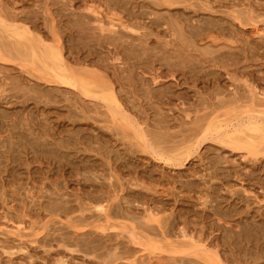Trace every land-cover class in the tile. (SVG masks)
<instances>
[{
    "label": "rangeland",
    "instance_id": "rangeland-1",
    "mask_svg": "<svg viewBox=\"0 0 264 264\" xmlns=\"http://www.w3.org/2000/svg\"><path fill=\"white\" fill-rule=\"evenodd\" d=\"M84 1L85 0H81V1L80 0H72V1L71 0H0V14H1L0 18L2 20H4L6 24L8 23L7 24L8 27L12 26V27L17 28V27H24V26L29 27L30 26L29 29L31 28L30 30L32 31V34L34 35L33 37H35V36L41 37V39L45 43H51V42L54 43V41H55L54 36H56L55 38L59 39V43L61 45L60 48L62 49V51L64 53V57H65V60L67 61V64H70V66H72V68L75 69L77 72H82V73L88 72V74L90 76L92 75V76L99 78L104 83H107L109 87L113 88L114 93H116L118 98L120 97L119 99L122 103L121 110L122 109L124 110V111L122 110L123 112L121 111L122 113L126 112L124 114L129 116L130 119L137 118L136 120H133V122L135 124H137V126L142 127V129H144V131H146V133L147 132L149 133L150 131H152L151 133H149V136H152L151 134H153V132L156 135L157 134L156 131H158L157 129H159V131L164 130L162 132H163V135H166V136L163 137V135H161L158 137V135H160V134H157L156 135L157 138H155L156 137L155 135L153 136L154 138L151 137V140L154 141L156 144H153L154 142H152L150 140V137L148 136L149 141L152 142V146H153L154 150L156 147L158 153H161V151L162 152L163 151H172V153H169L168 155L172 156L174 154L179 153V154H177V156L180 157V156H184L185 151L189 150L190 148L195 150L194 144L196 143V141H197L196 139L198 138V136H197L195 131L194 132L192 131L195 129L191 130V128H196V130H197V127H199V125H203L205 127L208 124H212L214 121H218L223 126H226V125H232L233 126V124H237L238 122H240L242 120H246L248 117V115L246 113L249 110H250V112H252V113H250L251 116H255L258 118L260 117V116H256V115H252V114L254 112L255 113L257 112V114H258V113H260V111L264 110V104H263V102H264L263 101L264 100V94H263L264 93V91H263L264 90V34L262 33V31H264V0H179L182 3L177 0L178 3L176 2L175 5L173 4V6H170V7H167L166 4H164L165 0H142L144 2H142L141 0H138L144 4L143 9L144 10L146 9V11L151 13L152 16H149V17H158V16L159 17L161 16L160 18H162V16H163V18H165V17L169 18L170 17L169 19L165 18L166 20L170 21L171 17L174 19V17H175L174 15H176V14L180 15V13L181 14L183 13L181 15V17L183 16L182 18L187 16L186 18L192 17L191 18L192 20H194L193 18H195V20L203 18L202 19L203 21L208 20V19H209V21L213 20L214 23H217L215 21H219L220 22L219 24L224 25L225 28L226 27L228 28V29L226 28L227 32H226V30H224V32H226L225 33L226 39L224 37V32L222 34L223 38H221L222 40H224L226 42L218 39L217 41H215V42H217V44L212 41L211 43H215V44H212V46H211L210 45L211 43L209 44L208 42H205V41H209V39H207V40L205 39V41H203L202 39H204V38H199V39H197L198 41L196 39H195V41H196V44H198L199 42H200V44H198L199 46H197L196 44H193L194 46H192V47H195L193 50L190 48L191 46L187 47V45H186L187 40H188V38H187L188 35L185 33L184 30H183L182 35L178 34V35H172V36L170 35L169 36V34H171L172 31H170L166 28L168 26L167 24L165 26V23H164L161 25L162 28L159 27L158 30H161L159 41H161V38H162V42H160V43L165 42L166 41L165 39H167L168 41L169 40L173 41V42L175 40V42H177V43L172 42L173 48L172 47H171V49L168 48L169 51L167 54L169 55L170 58L172 57V55L174 53H176L175 49L177 50V48H179V50H180V47L184 48V49H186V47H187V49H186L187 51L184 49L183 50L181 49L182 52L184 54H186V53L190 54V55L189 54L188 55H189V57L192 58V59L190 58L192 63H195L196 61L199 62V63L196 62L195 66L197 67V70L200 66V68H199L200 71L199 70L196 71L195 70L196 67L194 68V71L198 72L197 74H199V75H195L196 73L194 75H191V72H190V74L188 72V74H187L188 76L187 75L185 76L188 82H186V79L182 75H178L177 77H174V78H172L173 77L172 75H169V76H172V77H169L168 74L165 76L163 75V76L158 77L157 72L159 69H160L159 71H161V68H163V67L158 65L160 63L156 64V62H152L150 60L151 58L149 60H144L142 63H140L141 64L140 66L135 65L138 68H136L134 66L131 67V65H134V64H132L134 62L133 60L132 61L130 60V62L127 61V62H125V64H122V65H125V68L122 69V71H120L121 68L124 66L121 65L120 61H114L112 55H111L112 57L111 56L109 57V55L111 53H109V51L106 52L107 50H109V49H107V46L100 48V49L98 48V50H96V52H95V49L87 46V43L85 45L84 44L85 41L90 43L89 40L90 39L92 40V38L95 37V35H96L94 32L91 31V29H93V31H98V30H94V27L97 23H95V22L93 23V21H92V25H91V23L89 24V22H88L89 21L88 18H83L81 16H80V18H76V16L78 17V14L81 15L84 12L83 14L85 15L88 12V11L86 12L84 9V7L86 6L85 2H86V4H90L92 1L93 3H91V4H94V2H95V5L97 3L98 4L97 6H100L104 10V12H106V11L110 12L111 9H109L108 5L106 4V3H108L106 1H109V0H105V1L104 0H91V1L88 0L90 3L88 1H85V2ZM71 2H73V4H70ZM80 2H83V3H80ZM74 3H76V4H74ZM220 4H221V6H220ZM71 5L72 6L75 5V7L73 6L74 7L73 8ZM83 5H84V7H83ZM80 6H82L83 8ZM105 7H107V8L105 9ZM72 12H74L75 14L77 13V14L73 16L74 13H72ZM237 12L239 13V16H236L237 14H235V13H237ZM91 14L92 13L88 12L86 15L92 16ZM109 14H111V12ZM15 15H16V17H15ZM24 15L26 17H24ZM17 16H19V17L22 16V17L18 18ZM23 18H24V20L25 19L26 20L24 21ZM163 18L161 21H165V20H163ZM27 19H29V20H27ZM76 19H77L76 22L78 23V25L75 24L74 20H76ZM83 19L88 20V21H86L88 23V25H91L93 27H89L87 24H85L86 22H83ZM173 19L171 21L175 22L176 19H174V21H173ZM210 19H212V20H210ZM30 20L32 23L30 22ZM202 20H201V22L203 23ZM240 20H243V21H240ZM52 21H53V23H52ZM221 21H222V23H221ZM67 22H69V23H67ZM16 23H18L19 25ZM22 23H26V24L28 23V25H26V24L22 25ZM33 23H34V25L37 23V25L34 26L36 28L33 27ZM82 23H84L88 27H86ZM10 24H12V25H10ZM53 24H54V26H53ZM70 24L71 25L73 24L74 26L77 25V26L73 27V25H72L70 27L69 26ZM93 24H95V25H93ZM232 24L234 25L233 29L231 28V27H233ZM1 27L2 28H4V27L0 26V31L4 33V36H2L3 33L0 32V57H1L0 58V88H2L0 90L2 91L1 92L2 94L5 92L6 95L9 92V95H7V97H6L7 98L6 99L7 102H6V100L4 99V96L2 94H0V96L2 97V98H0V114H1L0 116H2L1 117L2 119L0 118V125H1L0 126L1 127L0 132H2V134L5 135V137L10 136L9 132L11 133V131H13L14 128H9V127H12L14 125L12 122L15 121L14 118L17 116L16 119L17 118H21V119H18L17 123L15 121L14 122L15 125L13 127H18L17 129H20V130L22 129V130L21 131L14 130L15 133L16 132H19V133L22 132L25 134L26 137L27 136L28 137L27 138L25 137L26 141L22 142V143H24L23 146H25V147H22V145H21V147L18 148L17 145H19L20 143L19 144L17 143L15 145V147H16L15 149L17 152L19 150L22 151V152H20L22 156H20V154L17 153L15 151V149L14 150L12 149L11 154H5V157H4L3 153H1V154H3V157H1L2 155H0V159L2 160V162L4 161V164L0 165V264H59V262H61V261H64L65 264H143V263L148 262L147 261L148 257L151 256V255H149V251H145V250H143L144 248L141 245L134 244L131 241H129L130 235H128L129 233H128L127 229L124 232L123 231L124 228H121V227H123V225H126V224H127L126 226L130 225L129 227L137 226L135 224H138L137 220L139 219L138 220L139 224H138V227H136V231H138V232L142 231V229L140 228V226H141L140 224L141 223L144 224V222L146 221V220L143 221L144 219L142 218V216H144V214L146 213L144 210L147 206V205L143 206V204L141 203V201H144L143 200L144 198L142 197V195H145V194H143L144 191H141L142 193L140 192V194L136 195L137 199L140 200V201L138 200L139 202L135 201L134 203L133 202L130 203L129 207H131V204H134L131 207L132 209L133 208L134 209L132 210L131 208H127V210L125 212V213H128L129 215L132 214L133 215L132 219L134 221L131 219L129 220V217L126 218V217H121V216L119 217V216H113L112 215L111 216L112 219H111L110 223H108V225L112 226V227H109L107 232H102L100 229L94 227L95 223H105L106 218L104 217V215H102L101 212L90 211V210L89 211L88 210H86V211L85 210L84 211L79 210L80 209L79 208L80 207L79 202L83 201L82 198L84 199L85 196H86V198L88 197L86 193L90 192V191L92 193H95L97 190H99V188H95V187L94 188L96 190L95 189L92 190L93 187H91V184L94 182L93 180L95 179V181H96L94 183L95 185L100 186L99 182L102 183V185L105 184L103 187L106 188L104 190H107L110 187V184H109L107 178L111 177V176H115V178L121 176L123 179L121 181L125 182L126 178H123V177H127V179H128V177L129 178L135 177V176H137V174H138V176L139 175L142 176V174L143 175L144 174H150V173L153 174V172H154V177H155L154 179L156 181L154 180V181H152V183H155L158 185L157 188H158V190L160 189L159 190L160 192L162 191V189L163 190L166 189L167 192L162 193V194L158 193L159 196L156 195L157 197L153 194L154 197H156V198H155V201L153 199L154 202L153 201L148 202L149 206H151V203H152L156 206L157 209H159L160 207L163 209V207H164V211L162 212L163 216L169 215V214L175 215V213L177 214L180 210H182L180 212H183L182 214L185 215L184 216L185 218L184 219L182 218L181 220L183 221V220H186V218H187V220L190 223H187L188 222L187 221L185 224H181L182 222H181V220H179L181 222V223L179 222L181 224V225L179 224L180 227H183L185 225V226H187V228L189 227L188 229H190V230L192 229L193 231H194V227H195L196 231H194V233H196V234L198 233L201 235L203 233L202 231H204L206 234L203 233V235L205 238H208L207 242L209 244L213 243V240L215 241L214 237H216L215 235L217 234L216 232H218V230H216L214 233L211 234V233H209V231H211V230L209 228H207V226H206V228L204 227L203 230L199 231L200 229L203 228V223L196 222V219H198V221H200L199 217L197 218V216L199 214L197 215L196 213H198V212H196V211H199L198 209H200L202 206H200V203L198 200H196V202H195V199H197V197L195 198V196L197 194L195 192V189L196 190L199 189V188H197L199 184H201V186H199V187H202L205 183V180L208 181L207 185L208 184H214L217 186L216 187V189H217L216 191H217V195H218L217 202H221V203H219L220 206H224V207L226 206L227 207V205H228L227 204L228 202L224 201L223 199H226L227 201H230V202H232V201L237 202L238 203L237 205L241 207V208L238 207L239 208L238 210L241 211L240 215L243 216L244 220H246L247 216H249V218H250V219L248 218L249 221L251 219H254V218L264 221V182H263L264 181V151H263V153L257 154L256 155L257 160H255L256 159L255 155L248 154L247 151H244V150H233L230 146L224 145L222 143H218L217 141L212 140L211 137H209L208 139L203 141L204 143L203 142L201 143V145L198 149H196V151L193 155V156H196V158H193V156L190 155L191 157L189 156L187 161L186 160H182L183 162L177 161L179 165L181 164V166H177L178 164L176 161H174L176 163H174V162L168 163L167 161L165 162L164 160H162L158 157L155 158L154 156H156V155H154V154L152 155L153 151L148 150V147H146V145H145L146 143L144 142V140L135 134L134 128L130 127L129 125H126V123L122 119L116 117L115 115L113 116V113L111 112L112 110L110 109L109 106H107L101 100H99V103H98V102H96V101H98V99L92 98L93 100L95 99V102H94L90 97L86 96L84 93H82L81 90H78L77 88H74L72 86L59 85V84L53 82L51 80L53 77L51 76V74L49 72L46 71V69L43 67V65L41 63L35 62V60H33L30 56H28V54H31V51L29 49H27L26 47L18 48L17 36L13 35L12 32H10L12 28L9 27L10 28L9 29L8 27L7 28L5 27L4 29H2ZM37 27H38V29H37ZM53 27H55V28H53ZM72 27H73V29L75 28L73 31H72ZM81 27H82V29H81ZM68 28H70V30ZM83 28H84V31H83ZM162 29L165 31H168V32L170 31V32L168 33V32L162 31ZM258 29L260 31H258ZM52 30H53V32H52ZM81 30L84 33H82ZM253 30H255V32ZM87 31H88V33H90V34H88L87 38H90L89 37V35H90L91 36L90 39L86 38ZM228 31H232L231 35H233V33H234V36H231L230 32L228 34ZM91 32L94 34H92ZM53 33H54V35H53ZM77 33H79V35ZM77 35H78V37H77ZM80 35H82V36L80 37ZM83 35H85V36H83ZM137 35H136V37H137ZM183 35H185V36H183ZM237 35L240 37H238ZM69 36L71 37L70 39H69ZM175 36H176V38H174ZM170 37L173 39H171ZM178 37L179 38L182 37L180 39L181 41L184 40V38L185 39L187 38L186 40H184L186 43L185 44L182 43L178 39ZM232 37H233V39H232ZM83 38L85 40H83ZM72 39H74V40L72 41ZM80 39H82V40H80ZM136 39L139 40L140 38L139 39L136 38ZM163 39H164V41H163ZM235 39H237V40L235 41ZM137 40H135V41L137 42ZM219 41H220V43H218ZM68 42H70V43H68ZM138 42H140V41H138ZM245 42H246V44H245ZM172 43L170 42L169 44H172ZM179 43L182 45L181 46L179 45V47H176ZM188 43L190 44L191 42L188 41ZM222 43H223V46H222ZM226 43L229 47L226 46ZM71 44H72V46H71ZM169 44H166V45L164 44L163 47L164 46L170 47L171 45H169ZM175 44H177V45H175ZM247 44H250V45H247ZM66 45H69L70 48ZM155 45H157V44L153 43V46H155ZM195 45L199 48H196ZM16 46H17L19 52L17 51ZM244 46L245 47L249 46V47L245 48ZM149 47H152V46L150 45ZM200 47H202V49L205 50V52H207V53H208L207 50H210L209 51L210 54L209 53L208 54L207 53L202 54L203 50ZM205 47H207V50ZM220 47H221L222 51L225 50L226 52H224V51L221 52ZM230 47H231V50H230ZM68 49H69V51H68ZM92 49H94V50L92 51ZM188 49L190 50L189 52H188ZM196 49H198V50L195 51ZM213 49H214V51H213ZM227 49H228V51L230 50L231 53H230V51L227 52ZM20 50L22 53L20 52ZM27 50H28V52H27ZM172 50L175 52L172 53ZM215 50L218 51V54H216L217 52ZM212 51L214 53L216 52L215 54L219 55V56L222 55V53L223 54L226 53L225 55H229L228 58H230V57L233 58V55L236 53L234 55L235 56L234 57L235 62H232V60H230L231 58L228 59L227 56H222L223 58L221 57V59H223L225 62L223 65H222L223 61L221 59H219V60L215 59V61H212V63H211L207 60V58L208 57L211 58V56H212V58H215V54ZM232 51H234L235 53ZM99 52H100V54H98ZM219 52H220V54H219ZM197 53L200 55L198 56ZM227 53H229V54H227ZM184 54H183V57L187 58L186 56H188V55L187 54L184 55ZM191 54H193V55L197 54L198 57L201 56V57L205 58V60L203 58H197V56H195V55L193 56ZM212 54L214 55V57ZM106 55H108L107 56L108 58L106 57ZM230 55H232V56H230ZM195 57H196V59H195ZM217 57L218 56H216V58ZM236 57L238 58V60L236 59ZM106 59H107V61H106ZM171 59H172L171 61H173L174 58L172 57ZM225 59L230 60L229 62H231L230 63L231 65L228 63L227 60L225 61ZM234 59H233V61H234ZM108 60L110 63L111 62L115 63L117 65V67L115 64H112V63L110 64L108 62ZM174 60H176V59H174ZM216 60L218 63H216V64L213 63V62H216ZM236 60L239 62H236ZM106 62L110 65H106L107 64ZM203 63L205 64L204 66H203ZM220 63L222 66H220ZM235 63H237V64L239 63V64L237 65ZM151 64H153V65H151ZM197 64H199V65L197 66ZM227 64H229V65H227ZM233 64H235V65H233ZM118 65H119V68H118ZM127 65L128 66L130 65L129 66L130 69L128 67L126 68ZM207 65H209V66H207ZM152 66L154 68L157 67L155 69V71H157V72L153 71L154 68L152 69ZM159 66L161 68H159ZM226 66H228V67H226ZM201 67H206V68L201 69ZM131 68H132V70H131ZM123 70L124 71L128 70L126 72L129 75L126 72H124ZM116 71H118L119 74ZM205 71H206V73H204ZM210 71H211V73L214 72V74L216 76L213 73L209 75L208 73H210ZM120 72H124V73L120 74ZM130 72H132V73H130ZM152 72L156 73L157 77H153L154 73H152ZM126 74L128 75V77H131L130 76L131 74H133L134 76L132 75L133 78L130 79L127 77ZM192 74H193V72H192ZM122 75H123V78H122ZM219 75H220V79H219ZM180 76H182V78H180ZM119 77H121L123 80ZM126 77H127V79H126ZM143 78H144V81L142 82ZM153 78H156V82H157V80H159V82H157V83H159L158 85H160L161 88L163 87L161 91L157 89V87L159 89H160V87L156 84L155 79H153ZM163 78H164V81H163ZM13 79H15V80H13ZM124 79L126 81H124ZM145 79H146V81H145ZM181 79H182V81H181ZM177 80H179V81H177ZM119 81L120 82L122 81V82L120 83ZM127 81H129L131 83L128 82L129 83L128 84ZM147 81L150 82L149 83L150 86L154 87V89L152 88L153 90L150 89L151 87H149L148 84H143V83H146ZM160 81H162L163 83L161 84ZM175 81H176V83H175ZM125 83H126V85H125ZM138 83H140V84H138ZM169 83L170 84L172 83L173 85L171 84V86H170ZM3 84L4 85L7 84L5 87H8V88H5ZM141 84L144 86V88H146L148 86L147 89H145V92L149 88L150 90H148V91L155 92L156 91L155 89H157L158 92L160 91V94L166 90L168 93L166 92V94H165V92H164L163 93L164 99H162V101H160L162 98V97L160 98V96H162V94L160 96L155 97L156 95H159V93L157 91L155 93L148 92V91L145 93L143 86ZM163 84L164 85L167 84V85L164 86ZM251 84L254 86H257V87H255V89H254L253 86H251ZM3 87L5 88V91H3L4 90ZM141 87L143 89L142 90L143 93L142 92L141 93L143 96L145 93L146 97H143L142 95L141 96L138 95V93L139 94H141V93L138 92L137 90L140 91ZM39 88H40V91H38ZM63 88L66 89L67 92ZM93 88H95V89L99 88L100 90H96V91H102L100 85L99 86H93ZM135 88H137V89L135 90ZM169 88H173V89H169ZM6 89H8V90L6 91ZM34 89H36V90H34ZM74 89H76V90L74 91ZM116 90L121 91V92L117 93L118 91H116ZM135 91H137V94L135 93ZM210 91L213 92L214 95ZM236 91H238V92L236 93ZM254 92L256 95L254 94ZM10 93L13 96L10 95ZM79 93L82 95V97H80L81 95ZM129 93H131V94H129ZM181 93H182V95H179ZM53 94H55V95L53 96ZM75 94L78 96H76ZM119 94H120V96H119ZM149 94L151 96H149ZM208 94H210V95H208ZM241 94H243V96L246 95L245 97H247V96L248 97L247 98L242 97ZM123 95H125L124 98L122 97ZM152 95H154L155 98H153ZM165 95L168 97L170 96L169 99ZM236 95L238 96V98H236ZM240 95H241V97L239 98ZM181 96H182V98H180ZM187 96L189 97V99H188L189 102L186 98ZM206 96H208V97H206ZM210 96L211 97L213 96L212 97L213 99ZM214 96H215V98H214ZM260 96H261V98H260ZM79 97L81 98V100H82V98L84 100L85 99L84 97H86V99L84 101L83 100L80 101V99H78ZM129 97H130V99H129ZM131 97L134 99L132 100ZM140 97H142V98L140 99ZM149 97H151V98H149ZM197 97L200 99L203 98L205 100H200ZM254 97L257 100H255ZM258 97L260 98V100L263 98L262 102H259L260 100ZM11 98H13V99H11ZM87 98H89L91 100H87ZM195 98H197V100H195ZM208 98L210 99L209 101L211 103H216V101L219 99L221 101H225L226 105L223 107H219L218 109H216V111H213L212 107H214L213 106L214 104L210 105L211 106V107L209 106L210 108L208 106H206L207 105L206 100L208 101ZM1 99H2V101H1ZM135 99H137V100H135ZM229 99H230V101H233V102H227V100L229 101ZM245 99H247L248 101H246ZM86 100H87V103H86L87 105H85V103H82V102H85ZM130 100H132V102L133 101L138 102V103L136 102L138 104V106H135V107H137V110L139 109L138 110V111H140L139 114H138V111L136 110V108L134 110V104H136V103H132ZM169 100H170V102H169ZM192 100H195V102L194 101L192 102ZM214 100H216V101L214 102ZM143 101L145 104L147 103V101L150 103H147L148 106H146L144 103H141ZM183 101L184 102L186 101V102L184 103ZM202 101H203V103L200 104V102H202ZM92 102L94 103V105L92 104V106H91L90 104ZM196 102H199V103H196ZM255 102L256 103L258 102V103L255 104ZM95 103L99 104L100 107H98V105ZM151 103L155 104V105L152 104V105H154V107L158 104L157 106L160 107L159 109H161V107H163V109H161L162 111L161 110L158 111L159 110L158 107L154 108V107L150 106L149 104H151ZM131 104H133V105H131ZM143 104L145 106H143ZM194 104H197V105H194ZM70 105H72V106L74 105L73 108ZM95 105L97 107H95ZM129 105L132 107H129ZM84 106H87L88 108H86ZM142 106H143V108H142ZM190 106H193V108ZM194 106L195 107L197 106L196 108L200 109V110L196 111ZM89 107H90V109H89ZM125 107H126V109H125ZM140 107L142 108V110H140ZM147 107H150V108H148L150 110H147ZM151 107H152V110H151ZM201 107H203V108H201ZM205 107H208V108H205ZM78 108H79V111H78ZM130 108H132L131 111H130ZM187 108L190 110H193V111L189 110L190 111L189 112V111H187L188 110ZM153 109H155V113L153 112L154 111ZM163 110H165V111H163ZM204 110L208 111L210 113L204 112ZM30 112H32V113H30ZM136 112H137L136 115L138 117H136V115L134 114ZM201 112H202V115H201ZM86 113L87 114L90 113L91 115H87ZM205 113L208 114L207 119H205L206 116L204 117ZM19 114H20V116H19ZM27 114H28V118L26 117ZM158 114L160 117L158 116ZM29 115L32 116V118ZM78 115L79 116L82 115V116L79 117ZM86 115H87V117H86ZM132 115H135V116H132ZM141 115H142V117H141ZM147 115H148V117H147ZM150 115H152L153 117ZM162 115H165V116L167 115V116L165 117ZM171 115L173 117V118L171 117L173 119V120L172 119L171 120L174 123H172V121H170V119L168 120V117L170 118ZM197 115H200L199 117H202V120H204V121H202L201 119L198 120ZM91 116H94V117L92 118ZM188 116L190 118H188ZM83 117H85L84 119H87V120H84ZM103 117H105V118H103ZM178 117H181V118H178ZM185 117H186V119L183 120V118H185ZM25 118L28 120H26ZM29 118L31 119V121ZM163 118H165V119H163ZM191 118H192V120H191ZM194 118H195V120H198L196 122H198L199 125L195 121H194L195 124L192 123ZM12 119H13V121H11ZM22 119H23L25 125L22 124L23 123V121H21ZM95 119H97V121ZM147 119L148 120L151 119L153 121L155 119V121L153 122V121L149 120L150 122H148ZM166 119H167V121H165ZM180 119L183 121V123H182V121H179ZM185 120H187V121L184 122ZM28 121H30V122H28ZM135 121H138V122H135ZM144 121H145V123H143ZM159 121L161 122V124H163V126L165 125L164 126L165 128L164 127L158 128L159 125L157 126V124H155V123L160 124ZM178 121L181 122V124L179 123L181 125L180 126L181 128H179ZM19 122L24 126L19 125L20 124ZM147 122H148V124L153 123V125L151 124L152 128H154L153 130H152V128L150 129L151 126L148 125ZM187 122H188V124H187ZM200 122H201V124H200ZM7 123H8V125H6ZM9 123H10V125H9ZM165 123H167L168 125H166ZM176 123L178 126L176 125ZM189 123H191V125L193 127ZM3 124H4V126H3ZM182 124L184 126L186 125L185 127L183 126L185 129L182 127ZM18 125L20 126V128ZM115 125H117V127ZM187 125L190 127L189 131H191L192 133L188 131L189 127ZM21 126L23 128H21ZM82 126L86 129H84ZM87 126L90 128H88ZM102 126H104V127H102ZM27 127H31L32 129L31 130H29L30 128L26 129ZM111 127L114 128L115 133L113 131L112 132L110 131L112 129ZM146 127L148 129H150V131H148V129L145 130ZM24 128L26 129L25 131H24ZM68 128H72V129L68 130ZM76 128H77V130H75ZM186 128H187V130H186ZM33 129H34V131H33ZM36 129L39 131V134H38V131ZM40 129L42 132L40 131ZM44 129H45V131H44ZM116 129H118L119 132ZM80 130H81L82 134L80 133ZM93 130L95 132H93ZM180 130H181V132H180ZM183 130H186V131H183ZM35 131H37V132H35ZM71 131H74V133ZM76 131H78L80 134L77 132L78 135H76L77 134ZM116 131L118 132V135H117ZM28 132H30V133H28ZM40 132H41V137L39 138L38 136H40ZM69 132H71V133H69ZM96 132H98L97 135H96ZM162 132H161V134H162ZM164 132H165V134H164ZM4 133H6V134H4ZM94 133L96 136L93 135ZM148 133H147V135H148ZM166 133H168V135ZM185 133L189 134V136H187V134H185ZM14 134H11V135H14ZM30 134L32 136H30ZM69 134L70 135L72 134L71 135L72 137L75 136V137H73V139L74 138L75 139L77 138V139L76 140L74 139L75 141L72 139V141H74V142L70 141V139L72 137ZM103 134H105V135H103ZM190 134H192V136ZM100 135L102 137H104L103 140H102V137ZM238 135H240V134H238ZM33 136H34V138H33ZM69 136H70V138H69ZM89 136H92V137L95 136V137H93V139H92V137L89 138ZM116 136H118V137H116ZM175 136H176V138H175ZM178 136H179V138H178ZM190 136L192 138H190ZM15 137L12 140H17L18 133H16ZM62 137L65 138L64 140H67L69 138L70 142L68 141L69 143H67L66 141L63 140ZM97 137H99L100 139ZM105 137H107V138H105ZM187 137H188V139L185 140V138H187ZM9 138H7V139H9ZM35 138H36V140H34ZM38 138L40 140H38ZM41 138H43V139L41 140ZM61 138H62V141L60 140ZM161 138H163L162 141L164 140L163 141L164 143L163 142L160 143L159 140H161ZM168 138H169V140H168ZM173 138L175 140H173ZM1 139H3V138H0V140ZM105 139H106V142H105ZM177 139H179V141L181 140L180 143L174 142V141H177ZM182 139H184L187 142H185L184 140H183L184 141L183 142ZM43 140H45L46 143ZM84 140L86 142H89V144L86 145ZM96 140L98 141V143H96L97 142ZM119 140H121V141H119ZM188 140H190V141L188 142ZM28 141H31V142H28ZM37 141H38V143H37ZM59 141L63 142L64 147H61L63 144ZM111 141L112 142L114 141V142L112 143ZM116 141H118V142L116 143ZM156 141L157 142L159 141L158 142L159 145L162 144V145H160V146H162V149L159 148V145L156 146L158 144ZM166 141H167V143H166ZM2 142L5 145H2V143H0V146H2V147H0L1 148L0 150L4 149L3 151L6 152V150H7L6 145L8 143H7V141L4 143L3 140H2ZM47 142H49V143H47ZM99 142H101L100 143L101 147H97V146H99ZM102 142L104 144L108 143V145H105V146H107L106 150L104 149V145ZM151 142H149V143H151ZM66 143L69 144L70 146L69 145L66 146L67 145ZM90 143H91V145H90ZM109 143H112V144L109 145ZM123 143H128V144H130V146L128 144L123 145ZM165 143H166V145H165ZM169 143H171V149L169 147L170 146ZM174 143H177V144H174ZM29 144L31 145V147L29 146ZM34 144H36V145H34ZM38 144L40 145V147ZM167 144H168L169 148L165 149V147L167 148ZM173 144L175 146L176 145H178V146L172 148ZM46 145H48V146L46 147ZM56 145H58V146L56 147ZM102 145H103L104 150L102 149ZM163 145H165V146H163ZM209 145H211V147H209ZM213 145L215 146V148ZM3 146H6V147H3ZM27 146L30 147L29 148L30 150L27 149ZM87 146H89V147H87ZM93 146H95V147H93ZM114 146H117V147L119 146L120 151L118 150V148L115 149ZM41 147H43L44 149L43 148L41 149ZM77 147H79V148H77ZM125 147L126 148L128 147L127 150ZM261 147L264 148V145L262 144ZM24 148H26V150ZM33 148L35 149V152L36 151L38 152V150H39L38 153H35L33 151L34 154H37L36 158H35L34 154L31 155ZM67 148L68 149L70 148L71 150L70 149L68 150ZM90 148H92L93 150L91 149V151H90ZM95 148H97V150ZM100 148L103 152L101 150H99ZM112 148L114 149V152L111 151V150H113ZM124 148H125V150H124ZM72 149H73V151H72ZM74 149L75 150L80 149L82 152L80 150L79 151L76 150V152H75ZM52 150H54L55 152ZM98 150H99V152L100 151L101 152L98 153ZM107 150H109V152ZM131 150L134 151L133 154H132ZM51 151L54 153H52ZM116 151H118V154ZM216 151H218L219 154H218V152L216 153ZM77 152H79V153H77ZM104 152H106L107 154ZM130 152H131V154H130ZM221 152H222V154H221ZM55 153H58L57 156L59 155L58 156L59 160L56 159L57 156L54 155ZM67 153L72 156L71 159ZM181 153H183V154H181ZM52 154L54 155L53 157H51ZM209 154L212 156V158L209 156ZM9 155H13L14 158L9 156ZM15 155L17 158L15 157ZM103 155H106V156L104 157ZM114 155L115 156L119 155V156L116 157V159H115V157L113 158ZM120 155H121V158H119ZM203 155L205 157H203ZM231 155H232V158H231ZM31 156H33V157H31ZM64 156H65V158H64ZM170 156H168V157L170 158ZM213 156H214V158H213ZM216 156L218 157V159L219 158L221 159L220 162H219L220 159L218 160L219 163L217 162ZM226 156H228L227 159H226ZM10 157L13 158L14 160L16 159V162L14 160H12ZM20 157L22 158V160H20L21 159ZM60 157H63V158H60ZM66 157H69V158H66ZM89 157L92 159L94 158L93 159L94 162ZM207 157L211 158L214 161L213 163H215V161H216V164L218 167L217 172H219V173L216 177H214L212 179L209 178V175L211 174V173L209 174V172H211V169H213L214 167L210 169V166H212L210 164V163H212L211 162L212 160L210 161L208 159V161H207ZM54 158H55V160H54ZM87 158H89V159H87ZM230 158L232 160L229 161ZM7 159H9V160H7ZM129 159H131L130 161H132L134 163L130 164L131 162L129 161ZM70 160L73 161L72 162L73 164H71ZM8 161L10 163L12 162L13 164L12 163L11 164L6 163ZM84 161H86V162H84ZM90 161H91V163H89ZM140 161L142 163H140ZM199 161H200V164H199ZM78 162H80V163H78ZM98 162H100V163H98ZM111 162L113 164L112 167H111ZM119 162L122 164H120ZM179 162H181V163H179ZM192 162H193V164H192ZM96 163H97V166H96ZM101 163L103 165H101ZM136 163H137V165L135 166ZM182 163L184 165H182ZM26 164H27V166H26ZM209 164H210V166H209ZM9 165H10V167H9ZM118 165L120 166V168ZM145 165H146V167L144 168ZM204 165L207 167L209 166V168H207V167L205 168ZM125 166H126V168H125ZM5 167H6V169H5ZM13 167H14V169H13ZM16 167H17V169H16ZM90 167H92V168H90ZM95 167H98V169L100 168L99 169L100 171L97 170V168H95ZM129 167L130 168L133 167V169L131 168L132 171H130L128 169ZM189 167H191L192 169ZM29 168H30V170H29ZM77 168L79 169L78 171H77ZM118 168H119L120 172L118 171ZM121 168H122V170H121ZM140 168L143 169V172H145V173H143ZM105 169H107L106 170L107 172L105 171ZM144 169L146 171H144ZM147 169L149 170L150 173H147L148 172ZM150 169H153V171L152 170L150 171ZM10 170L13 172L16 170L14 172L15 176H13L14 173L9 172ZM213 170H215V169H213ZM177 171L179 172V174L177 173ZM203 171H205L206 173H204ZM251 171L254 172V174ZM76 172L79 174H77ZM118 172L121 174H119ZM192 172L195 176L192 174ZM108 173H110V174H108ZM111 173H112V175H111ZM129 173H131V174H129ZM135 173H136V175H135ZM139 173H142V174H139ZM8 174L10 176H8ZM97 174L100 175L99 179L101 178L102 175H103L102 178H104V177L105 178L104 179L101 178V180H99ZM104 174H106V175H104ZM122 174H124V175H122ZM132 174H134L135 176ZM196 174H197V178H199L200 180L199 179L197 180ZM242 174H244V176H242V178H241ZM245 174H247V175H245ZM259 174L262 178H260V176H258ZM198 175H199V177H198ZM256 175H257V177H256ZM5 176H7V178ZM193 176L195 178H192ZM200 176L202 178H200ZM91 177L93 180H89V179H91ZM168 177H170V178H168ZM178 177H179V180L182 179V181H184V182H182V184H180L181 182L178 181ZM258 177L260 178V180H263L261 183H260V180ZM85 178H86V180H85ZM87 178H88V180H87ZM161 178H165L166 181H165V179H164V181L163 180L161 181ZM168 180H170L171 182H169ZM83 182L85 183V185ZM160 182H161V184L162 183L165 185L167 184V186H169L168 187L169 189L167 188V186H163V184L161 185ZM117 183L119 184L118 181H117ZM174 183L179 184L178 187L180 186L179 188L185 192H181V194H180V189ZM192 183H196L194 185L195 189L193 188V190L190 191L191 193H193V191H194V193H193L194 195L192 194L193 195L192 199L194 201L191 198H189V196L187 197V195H189V193H190L189 190H187V189H189L188 187ZM183 186H185V187H183ZM25 187H27V188H25ZM28 187L31 189L32 193L35 195L33 197V199H31L32 195L30 196V193L29 194L27 193L28 189H29ZM171 187H172V190H171ZM132 189L134 190V188H132ZM174 189H176V190L178 189L177 192H174V191H176ZM183 189H185V190H183ZM130 190L131 189L127 190L126 192L127 193L132 192ZM99 191H97L95 194H98ZM187 192H188V194H186ZM235 192H238V193H236V195H238V196L241 195L242 197L236 196L237 197L236 198ZM175 193L176 194L179 193V196L176 195ZM182 193H184L186 196H184V194H183L184 197L181 196ZM76 194H78V195H76ZM174 194H175L176 198H175ZM138 195H140V197ZM255 195H256V198H255ZM62 196H64V197H62ZM75 196H76V199H75ZM78 196H80V197L82 196V197L80 198ZM160 196H162V197L160 198ZM165 196H167V197H165ZM171 196H172V199H169L168 197L171 198ZM166 198H167L168 203L171 200H172V202L167 204ZM177 198L179 200H177ZM182 198H184V199L186 198V200H184ZM208 198L210 199L209 196H208ZM65 199H67V203H66ZM189 199H190L189 202H187V203L184 202V201H188ZM247 199H248V201H246ZM59 200H60V202H58ZM86 200H88V199H86ZM156 200L158 201V203ZM61 201L62 202L64 201L66 203V206L64 205V207H67L68 209L71 207L72 211L70 210V211L66 212L64 207L59 205V203L62 204ZM162 201H164V203L166 205ZM173 201H174V203H173ZM181 201H183V202H181ZM54 202H58L57 203V205H58L57 207L59 208L57 210L58 215L53 214L51 211V208H53V206L55 207L56 203H54ZM87 202H88V204L86 206L90 207L91 210H94L92 208L93 203L91 204V200H88ZM155 203L158 204V206ZM177 203H179V204H177ZM183 203H185V204H183ZM189 203H191L192 206H190L191 204H189ZM195 203H196V205H195ZM137 204L139 205L138 207H137ZM140 204H142V206ZM159 204H161L160 207H159ZM83 205L85 206V204H83ZM177 205L180 207H178ZM248 206H249V208H248ZM74 207H76V209ZM174 207H176V208H174ZM181 207L182 208L184 207V208L182 209ZM135 208H137V209H135ZM141 208L143 209V211L138 210ZM156 208L152 207V209H156ZM166 208H169V209H166ZM247 208H248V213H247ZM177 209H180V210L177 211ZM184 209H185V211L187 209H189V210H187L188 212L190 211V209H192L191 212L194 210L193 211L194 213L193 212L192 213L196 214V215L194 216L191 212H189V213H191L192 215H189V213L187 211L185 212ZM62 210H65V212H63ZM135 210H136V212H134ZM167 210H168V212H167ZM129 211H131V213ZM244 211H246V212H244ZM94 212L98 213V214L95 215ZM260 212H263V213H260ZM245 213H246V215H244ZM83 214L87 215L88 218L85 217V215H83ZM90 215H92V216H90ZM136 215L138 217L140 215V217L138 218ZM240 215H238V217ZM255 215H256V217L252 218ZM82 217L83 218L85 217V218L82 219ZM113 219H116V221H114ZM192 219H194V220H192ZM125 221H127V222H125ZM129 222H132V223H129ZM191 223L193 225H191ZM143 224H142V226L144 227ZM152 225H154L153 227H155L157 224L152 222ZM198 225H199V227H202V228H199ZM90 226H93V227H90ZM176 227H177V225H176ZM196 227H198V228H196ZM109 230L111 231L112 235L110 237H112V238L108 237L107 233H109ZM143 230H144V228H143ZM207 230H209V231H207ZM15 231H17V232H15ZM173 231H176V230L174 229ZM119 232H120V234H119ZM126 232H127V234H125ZM95 233H97V234H95ZM99 234L101 236H99ZM103 234L106 236H104ZM213 234H214V236H213ZM206 235H207V237H206ZM210 235L213 236L214 239ZM118 236H120V237H118ZM172 237L174 238V240H177L176 237H174V236H172ZM106 238H107V240H106ZM160 238H158L159 242L156 241L155 243L151 244L154 252L157 253L158 257L156 254H154L156 256H153L155 258H153L152 260L149 261V262H151L150 264H179V260H178V262L176 260L178 258V256L176 254H172V253L169 254L167 252H162L164 249H166L168 247L166 245V242L161 240ZM210 238H211V240H210ZM117 239H118V242H120V243L117 242ZM253 239H255V238H253ZM253 239H251V241H254V243L250 241V245L255 244L256 245V246L254 245L255 250L245 251L247 247H249V248H247V250H251V246L248 245V243L245 245V242H244L243 245H245V247L242 245L238 248V249H240V251L238 249L234 248V255L237 256V255H239L238 252L241 253L243 251L241 249V247L242 248L244 247L243 248L244 251L241 253V254H244V255H241L242 259H244L243 257H245V255H246L245 252L246 253L251 252L249 254L252 256H254L256 254V252L261 254L262 250L264 249V247H262V246H264V244L263 243H262V245L257 244V242H255L256 240H253ZM111 242L112 243L114 242L113 243L114 245H112ZM116 242L118 244H116ZM162 244H164V245H162ZM94 245H96L95 246L96 248L94 247ZM254 246H252V249ZM259 246H260V248H259ZM117 247H120V249ZM121 247H123L124 250H121ZM140 247H142V248H140ZM224 247L228 248L225 244L222 245L223 249H224ZM138 248H140V249H138ZM108 249H110V250H108ZM114 249L115 250L117 249V252H115ZM126 250L128 252L129 251L134 252L133 255L136 256L135 258H137V261L131 262V259H128L129 255L127 254ZM6 251H8V252H6ZM119 251H120V253H121V251L126 252V253L122 252V255H120V253H118ZM114 252L116 255L113 254V257H112V253H114ZM263 253H264V251H263ZM249 254L246 255V257L250 256ZM121 256H124V257H121ZM176 256H177V258H176ZM241 256L240 255L237 256V257H239L238 260L241 258ZM194 258H196V259H194ZM62 259H64V260H62ZM189 259H190V261H188ZM191 259H193V260H191ZM8 260L10 262H8ZM194 260H197V261H195L196 263L201 262L202 264H210L201 258L198 259L197 257H194V256H188V257L185 256L186 264H195L194 262H192ZM260 260H262L263 262ZM260 260H258L259 263L256 260V261H254L253 264H260L261 262H262V264H264V257H262V259H260ZM31 262H33V263H31ZM251 262H253V261H251ZM251 262L248 264H252ZM233 264H237V263L233 262Z\"/></svg>",
    "mask_w": 264,
    "mask_h": 264
},
{
    "label": "bare ground",
    "instance_id": "bare-ground-1",
    "mask_svg": "<svg viewBox=\"0 0 264 264\" xmlns=\"http://www.w3.org/2000/svg\"><path fill=\"white\" fill-rule=\"evenodd\" d=\"M72 1V0H71ZM81 1V0H80ZM85 1H88V0H85ZM84 1V2H85ZM89 1H91V0H89ZM88 1V2H89ZM105 1V0H104ZM142 1V0H141ZM179 1V0H178ZM178 1L177 0H165L164 1V4H166V6L167 7H170V6H173V4L175 5L176 4V2L178 3ZM106 2H108V3H106L107 5H108V7H109V9H111L110 10V12H111V14H109L110 12L109 11H106V12H104V10L100 7V6H97L98 4L96 3V5H95V2H94V4H91V3H93L92 1H91V3L90 4H86V2H85V7H84V5H83V7H84V9H85V11L87 12H89V13H92L91 15L92 16H90V15H84L83 13L81 14V15H79L78 14V17L76 16V18H80V16L81 17H83V18H88V20H85V19H83V22H86V21H88L89 22V24L91 23V25H92V21H93V23L95 22V23H97L96 25L95 24H93V25H95V27H94V30H98V31H93V29H91V31L92 32H94L96 35H95V37H93L92 38V40L90 39L91 38V36L89 35V37L90 38H87L88 37V34H90V33H88V31H87V36H86V38L87 39H90L89 41H90V43L89 42H87V41H85V45H86V43H87V46H89L90 48L92 47V48H94L95 49V52H96V50H98V48L100 49V48H103V47H106L107 46V49H109V50H107L106 52H108L109 51V53H111L110 55H109V57L112 55L113 56V59H114V61H120L121 62V65L122 64H125V62H127V61H129L130 62V60L132 61H134L132 64H134V65H131V67L132 66H134V67H136L135 65H141L140 63H142L144 60H149L150 58V60L152 61V62H156V64L157 63H160V64H158V65H160V66H162L163 68H161L160 66H159V68H161V71H159L158 70V72L157 71H155V69L157 68V67H153L152 66V69L154 68V70L153 71H155V72H157L158 74V77L159 76H165V75H167L168 74V76L169 75H172V76H169V77H172V78H174V77H177L178 75H182L185 79H186V75L188 74V72H189V74H190V72H191V75H194L195 73V75H199V74H197L198 72H196V71H198L199 70V68H200V66H199V68H198V70H197V67L195 66L196 64V62H198V61H196L195 63H192V61H191V57H189V53H186L188 56H186L187 58H185V57H183V52H182V50L184 49V48H181L180 47V50H179V48H177V50L175 49V51H176V53H174L175 51H173L172 50V53H174L173 55H172V57L174 58V59H176V60H174L173 59V61H171L172 59V57L170 58L169 57V55L167 54L168 53V48H170L171 49V47H172V45H173V43L175 42V40H174V42L173 41H168L167 39H165L166 41L165 42H163V43H160V42H162V38H161V41H159V39H160V33H161V30H158L159 29V27H161V25L162 24H164L165 23V26H166V24L168 25L166 28L168 29V30H170V31H172L171 32V34H169V36L171 35H182L183 34V30L185 31V33L188 35V40H187V47H190L191 49H193L194 50V48L195 47H192V46H194L193 44H196V41H195V39L197 40V39H199V38H204V39H202L203 41H205V39L207 40V39H209V41H205V42H208L209 44L213 41V42H215V41H217L218 39H220V40H222L221 38H223V32H224V30H226V32H227V29L224 27V25H221V24H219L220 22L219 21H215V22H217V23H214V21L212 20V19H210V20H212V21H209V19L208 20H202V19H197V20H195V18H193L194 20H192L191 18L192 17H188V18H186V17H184V18H182L181 17V15L183 14H181L180 13V15L179 14H176V15H174L173 17H174V19H176L175 20V22H172L171 20L173 19L172 17H171V20L169 21V20H166L165 18H167V17H165V18H163V16H162V18H163V20H165V21H161L162 20V18H160L159 16V18L158 17H149V16H152L151 15V13L150 12H148V11H146V9L144 10L143 9V6H144V4L142 3V2H144V1H142V2H140V1H138V0H109V1H106ZM140 2V3H139ZM179 2H181V1H179ZM185 2V1H184ZM222 2V1H221ZM80 3H83V2H80ZM182 3V2H181ZM216 3V2H215ZM70 4H73V2H71ZM74 4H76V3H74ZM105 4V5H106ZM146 4V3H145ZM180 4V3H179ZM106 5V6H107ZM72 6V5H71ZM74 7H75V5H73ZM72 6V7H73ZM220 6H221V4H220ZM73 7V8H74ZM80 7H82V6H80ZM79 7V8H80ZM82 7V8H83ZM176 7V6H175ZM101 8V9H100ZM107 7H105V9H106ZM204 8V7H203ZM202 8V9H203ZM216 11V10H215ZM79 12V11H78ZM82 12V11H81ZM72 13H74V12H72ZM77 14V13H76ZM75 13L73 14V16L74 15H76ZM229 14V13H228ZM235 14H237L236 16H239V13L237 12V13H235ZM1 15V14H0ZM251 15V14H250ZM15 17H16V15H15ZM18 18H21L22 16H17ZM24 17H26L25 15H24ZM28 17V16H27ZM170 18V17H169ZM169 18H167V19H169ZM239 18V17H238ZM75 19V18H74ZM174 19H173V21H174ZM214 19V18H213ZM22 20V19H21ZM23 20H24V18H23ZM22 20V21H23ZM26 20V19H25ZM24 20V21H25ZM27 20H29V19H27ZM80 20V19H79ZM85 20V21H84ZM201 20L203 21V23L201 22ZM215 20V19H214ZM21 21V22H22ZM75 21V24H77L78 25V23L76 22L77 21V19L76 20H74ZM195 21V22H194ZM240 21H243V20H240ZM30 22H31V20H30ZM82 22V21H81ZM29 23V22H28ZM28 23L26 24V23H22V25L23 24H26V25H28ZM32 23V22H31ZM52 23H53V21H52ZM67 23H69V22H67ZM66 23V24H67ZM80 23V22H79ZM221 23H222V21H221ZM8 24V23H7ZM6 23H5V21L4 20H2L1 18H0V26H3L4 28L6 27H8V25H7ZM16 24H18V23H16ZM82 24H84V23H82ZM85 24H87L88 25V23L86 22ZM84 24V25H85ZM10 25H12V24H10ZM19 25V24H18ZM17 25V26H18ZM37 25V23L34 25V23H33V27L34 26H36ZM68 25V24H67ZM73 25V24H72ZM71 24L69 25L70 27L72 26ZM76 25V26H77ZM80 25V24H79ZM91 25H88L89 27H93V26H91ZM231 25V24H230ZM233 25V24H232ZM15 26V25H14ZM16 26V27H17ZM53 26H54V24H53ZM76 26H74L73 25V27H76ZM81 26V25H80ZM86 26V25H85ZM88 26H86V27H88ZM9 27H11L12 29H11V31L10 32H12V34L13 35H15V36H17V39H18V44H17V46H18V48H21V47H26L27 49H29L30 51H31V54H28V56H30L33 60H35V62H38V63H41L42 65H43V67L46 69V71L47 72H49L50 74H51V76L53 77H51L52 79V81L53 82H55V83H57V84H59V85H64V86H72V87H74V88H77L78 90H81L82 91V93H84L86 96H88V97H90L91 99L92 98H96V99H98V101H96V102H98L99 103V100H101L103 103H105L107 106H109L110 107V109L112 110L111 112L113 113V116L115 115L116 117H118V118H120V119H122L125 123H126V125H129L130 127H132V128H134V130H135V134L136 135H138L139 137H141L143 140H144V142L146 143L145 145H146V147H148V150H152L153 152H152V155L154 154V155H156V156H154L155 158L156 157H158V158H160V159H162V160H164L165 162L167 161L168 163H170V162H174V161H182V160H186L187 161V159L189 158V156L190 155H194V153H195V151H196V149H198L199 147H200V145H201V143L203 142V141H205L206 139H208L209 137H211V139L212 140H215V141H217L218 143H222V144H224V145H227V146H230L233 150H244V151H247V153L248 154H251V155H255V157H256V155L257 154H259V153H263V151H264V148L263 147H261V145L263 144L264 145V110L263 111H260V113H258L257 114V112L255 113H253L252 115H256V116H260L259 118L258 117H255V116H251L250 115V113H252V112H250V110L249 111H247V115H248V117H247V119L246 120H242V121H240V122H238L237 124H233V126L232 125H226V126H223L222 124H220L218 121H214L212 124H208L207 126H203V125H199V123L198 122H196V121H198L199 119H201L202 120V117H199L200 115H197L198 117H197V119L198 120H195V118H194V120H193V122L192 123H194V121L196 122V123H198V125H199V127H197V130H196V128H191V130L192 129H195V130H192L193 132L195 131L196 132V134H197V136H198V138L196 139L197 141H196V145L194 144V149L195 150H193L192 148H190L189 150H186L185 151V153H184V156H180V157H178L177 156V154H179V153H177V154H174V155H172V156H170V155H168L169 153H172V151H161V153H158L157 152V148L155 147V150H154V148H153V146H152V142H154V141H152L151 140V137L152 138H154L153 136L155 135V133L153 132V134H151L152 136H149V133H151L152 131H150V129L152 128V125H153V123H149L148 124V122H150L149 120H151V119H147L148 120V122H147V124L148 125H150L151 127H150V129H148L147 127L145 128V130L146 129H148V131H150L149 133H148V135H147V133H146V131H144V129H142V127H139V126H137V124H135L134 122H133V120H136L137 118H135V119H130L129 118V116H127V115H125L124 113H126V112H124V113H122L123 111L121 110V107H122V103H121V101H120V97L118 98V96L116 95V93H114V89L113 88H111V87H109L108 86V84L107 83H104L102 80H100L99 78H97V77H95V76H90L89 74H88V72L87 73H82V72H77L75 69H73L72 68V66H70V64H67V61L65 60V57H64V53H63V51H62V49L60 48L61 47V45H60V43H59V39H56L55 37L56 36H54V39H55V41H54V43L53 42H51V43H45L42 39H41V37H38V36H35V37H33L34 35L32 34V31L29 29V27H27V26H24V27H17V28H15V27H12V26H9ZM8 27V28H9ZM73 27H72V31L75 29H73ZM2 28V27H1ZM4 28H2V29H4ZM34 28H36V27H34ZM53 28H55V27H53ZM80 28V27H79ZM162 28V27H161ZM232 29L234 28V25H233V27H231ZM10 29V28H9ZM37 29H38V27H37ZM67 29V28H66ZM69 30H70V28H68ZM77 29V28H76ZM81 29H82V27H81ZM166 29V30H167ZM8 30V29H7ZM79 30V29H78ZM55 31V30H54ZM82 31V30H81ZM83 31H84V28H83ZM82 31V33H84ZM162 31H165V30H163L162 29ZM169 31V32H170ZM254 32H255V30H253ZM257 31V30H256ZM258 31H260L259 29H258ZM1 32V31H0ZM52 32H53V30H52ZM91 32V33H92ZM165 32H168V31H165ZM168 32V33H169ZM226 32H224V37H225V33ZM229 32H230V35H231V33H232V31H228V34H229ZM253 32V33H254ZM1 33H3V32H1ZM58 33V32H57ZM75 33V32H74ZM81 33V32H80ZM94 33H92V34H94ZM184 33V34H185ZM257 33V32H256ZM261 33V32H260ZM262 33L264 34V31H262ZM261 33V34H262ZM78 35H79V33H77ZM91 34V35H92ZM138 34V35H137ZM227 34V35H228ZM255 34V33H254ZM258 34V33H257ZM260 34V35H261ZM53 35H54V33H53ZM61 35V34H60ZM78 35H77V37H78ZM136 35H137V37H136ZM166 35V34H165ZM2 36H4V33L2 34ZM62 36V35H61ZM82 35H80V37H81ZM83 36H85V35H83ZM183 36H185V35H183ZM231 36H234V33H233V35H231ZM238 36V35H237ZM79 37V38H80ZM238 37H240V36H238ZM71 37L69 36V39H70ZM74 38V37H73ZM76 38V37H75ZM136 38H140L139 40H137ZM171 38V37H170ZM174 38H176V36L174 37ZM182 38V37H181ZM181 38H179L178 37V39L180 40ZM186 38V39H187ZM194 38V39H193ZM249 38V37H248ZM77 39V38H76ZM171 39H173V38H171ZM185 38H184V40H186ZM225 39H226V37H225ZM232 39H233V37H232ZM246 39V38H245ZM74 39H72V41H73ZM80 40H82V39H80ZM83 40H85L84 38H83ZM135 40H137V42L135 41ZM177 40V39H176ZM184 40H180L182 43H186ZM237 39H235V41H236ZM249 40V39H248ZM62 41V40H61ZM138 41H140V42H138ZM163 41H164V39H163ZM179 41V42H180ZM188 41L189 42H191L190 44L188 43ZM198 41V40H197ZM222 41H224V40H222ZM172 43V44H169V43ZM202 42V41H201ZM224 42H226V41H224ZM223 42V43H224ZM238 42V41H237ZM236 42V43H237ZM68 43H70V42H68ZM67 43V44H68ZM153 43L154 44H157V45H155V46H153ZM175 43H177V42H175ZM216 44H217V42H215ZM215 43H211L210 45L212 46V44H215ZM218 43H220V41L218 42ZM223 43H222V46H223ZM73 44V43H72ZM72 44H71V46H72ZM160 44V45H159ZM166 45V44H169V45H171L170 47H167V46H164L163 47V45ZM198 44H200V42L198 43ZM198 44H196L197 46H199ZM208 44V45H209ZM225 44V43H224ZM245 44H246V42H245ZM244 44V45H245ZM15 45V44H14ZM152 46V47H149V46ZM175 45H177V44H175ZM179 45L181 46L182 44H178L176 47H179ZM195 45V46H196ZM247 45H250V44H247ZM17 46H16V48H17ZM66 46H68L69 48H70V46L69 45H66ZM111 46V47H110ZM196 46V48H199V47H197ZM220 46V45H219ZM226 46H228L227 45V43H226ZM225 46V47H226ZM183 47V46H182ZM185 47V46H184ZM187 47H186V49H187ZM218 47V46H217ZM229 47V46H228ZM227 47V48H228ZM245 47V46H244ZM249 47V46H248ZM247 46L245 47V48H248ZM256 47V46H255ZM254 47V48H255ZM9 48V47H8ZM18 48H17V51L19 52V50H18ZM67 48V47H66ZM167 48V49H166ZM173 48V47H172ZM201 49H202V47H200ZM206 48V50H207V47H205ZM209 48V47H208ZM13 49V48H12ZM89 49V48H88ZM94 49H92V51L94 50ZM186 49H184V50H186ZM219 49V48H218ZM217 49V50H218ZM224 49V48H223ZM22 50V49H21ZM21 50H20V52H21ZM198 49H196L195 51H197ZM203 50V49H202ZM201 50V51H202ZM220 50H221V47H220ZM230 50H231V47H230ZM229 50V51H230ZM68 51H69V49H68ZM100 51V50H99ZM187 51V50H186ZM190 50L188 49V52H189ZM208 51V53H209V51L210 50H207ZM213 51H214V49H213ZM212 51V52H213ZM216 51V50H215ZM224 52H226L225 50H223ZM222 50H221V52H223ZM228 51V49H227V52H229ZM27 52H28V50H27ZM94 52V53H95ZM203 52V53H202ZM201 53L202 54H204V53H207V52H205V50H203ZM217 52V53H216ZM215 53L216 54H218V51H216ZM232 52H234V51H232ZM22 53V52H21ZM171 53V54H172ZM207 53V54H208ZM214 53V52H213ZM214 53V54H215ZM230 53H231V51H230ZM235 53V52H234ZM96 54V53H95ZM98 54H100V52L98 53ZM186 54H184V55H186ZM198 54V53H197ZM197 54L195 55V56H197ZM210 54V53H209ZM215 54V58H212V56H211V58L210 57H208L207 58V60L209 61V62H211L212 63V61H215V59H221V57L222 56H227V58H228V56L229 55H225V54H223L222 53V55H216ZM219 54H220V52H219ZM227 54H229V53H227ZM236 54V53H235ZM234 54V55H235ZM191 55H193V54H191ZM193 55V56H194ZM200 54H198V56H199ZM206 55V54H205ZM213 55V54H212ZM233 55V54H232ZM232 55H230V56H232ZM233 55V58L232 57H230V58H228V59H230V60H232V62H235V59H234V56ZM27 56V55H26ZM66 56V55H65ZM108 55H106V57H107ZM111 56V57H112ZM197 56V58H203V57H198ZM204 56V55H203ZM207 56V55H206ZM216 56H218L217 58H216ZM237 56V55H236ZM105 57V58H106ZM189 57V58H188ZM213 57H214V55H213ZM1 58V57H0ZM104 58V59H105ZM108 58V57H107ZM191 58V59H190ZM223 58V57H222ZM225 58V57H224ZM103 59V60H104ZM195 59H196V57H195ZM204 60H205V58H203ZM233 59H234V61H233ZM236 59L238 60V58L236 57ZM200 60V59H199ZM202 60V59H201ZM222 61H223V63H222V65L225 63L224 62V60L223 59H221ZM220 60V61H221ZM227 59H225V61H226ZM230 60H227L228 61V63L230 64L231 62H229ZM236 60V62H239V61H237ZM97 61V60H96ZM106 61H107V59H106ZM195 61V60H194ZM98 62V61H97ZM108 62H109V60H108ZM99 63V62H98ZM101 63V62H100ZM107 63V62H106ZM110 63V62H109ZM112 63V62H111ZM110 63V64H111ZM119 63V62H118ZM199 63V62H198ZM213 63H218L217 62V60H216V62H213ZM221 63H220V66H222L221 65ZM110 64H106V65H110ZM112 64H115V63H112ZM229 64H227V65H229ZM235 64H237V63H235ZM235 64H233V65H235ZM239 64V63H238ZM237 64V65H238ZM73 65V64H72ZM97 65V64H96ZM116 65V64H115ZM120 65V64H119ZM119 65H118V68H119ZM145 65V64H144ZM151 65H153V64H151ZM199 64H197V66H198ZM205 64L203 63V66H204ZM226 65V64H225ZM231 65V64H230ZM236 65V66H237ZM101 66V65H100ZM122 66H124V67H122L121 68V70L120 71H122V69H124L125 68V65H122ZM130 66V65H129ZM128 65L126 66V68L128 67L129 69H130V67H129ZM202 66V65H201ZM207 66H209V65H207ZM115 67V66H114ZM116 67H117V65H116ZM196 67V71H194V68ZM225 67V66H224ZM226 67H228V66H226ZM136 68H138V67H136ZM140 68V67H139ZM202 68H206V67H201V69ZM210 68V67H209ZM208 68V69H209ZM236 68V67H235ZM128 69V70H129ZM134 69V68H133ZM211 69V68H210ZM238 69V68H237ZM119 70V69H118ZM128 70H123L124 72H126V71H128ZM131 70H132V68H131ZM135 70V69H134ZM204 70V69H203ZM206 70V69H205ZM200 71V70H199ZM212 71V70H211ZM211 71H210V73H208L209 75L210 74H214V72H212L211 73ZM214 71V70H213ZM117 73H118V71H116ZM124 72H120V74L122 73H124ZM192 72H193V74H192ZM218 72V71H217ZM216 72V73H217ZM127 73V72H126ZM130 73H132V72H130ZM152 73H154V72H152ZM201 73V72H200ZM204 73H206V71L204 72ZM219 73V72H218ZM119 74V73H118ZM117 74V75H118ZM128 74V73H127ZM126 74V75H127ZM129 75V74H128ZM128 75H127V77H128ZM132 75L133 74H131L130 76L131 77H128V78H133L132 77ZM156 75V73H154V76L153 77H157V75ZM215 75V74H214ZM213 75V76H214ZM221 75V74H220ZM220 75H219V79H220ZM119 76V75H118ZM134 76V75H133ZM182 76H180V78H182ZM188 76V75H187ZM190 76V75H189ZM216 76V75H215ZM125 77V76H124ZM127 77H126V79H127ZM119 78H121V77H119ZM118 78V79H119ZM122 78H123V75H122ZM121 78V79H122ZM165 78V77H164ZM164 78H163V81H164ZM153 79H155V82H156V78H153ZM176 79V78H175ZM215 79V78H214ZM7 80V79H6ZM13 80H15V79H13ZM123 80V79H122ZM180 80V79H179ZM179 80H177V81H179ZM124 81H126L125 79H124ZM130 81V80H129ZM129 81H127V83L129 82ZM144 81V78H143V80H142V82ZM145 81H146V79H145ZM166 81V80H165ZM181 81H182V79H181ZM220 81V80H219ZM118 82V81H117ZM120 82V81H119ZM122 82V81H121ZM120 82V83H121ZM154 82V83H155ZM157 82H159V80H157ZM156 82V84L158 85L159 83H157ZM171 82V81H170ZM186 82H188L187 81V79H186ZM6 83V82H5ZM13 83V82H12ZM129 83H131V82H129ZM128 83V84H129ZM149 83L150 82H146V83H143V84H148L149 85ZM153 83V84H154ZM160 83L162 84L163 82L162 81H160ZM166 83V82H165ZM164 83V84H165ZM174 83V82H173ZM175 83H176V81H175ZM180 83V82H179ZM185 83V82H184ZM219 83V82H218ZM2 84V83H1ZM138 84H140V83H138ZM163 84V85H164ZM170 84V83H169ZM172 84V83H171ZM171 84H170V86H171ZM4 85V84H3ZM7 85V84H6ZM6 85H4V87L6 86ZM101 86V90L102 91H96V90H100L99 88L98 89H95V88H93V86ZM125 85H126V83H125ZM142 85V84H141ZM152 85V84H151ZM167 85V84H166ZM166 85H164V86H166ZM173 85V84H172ZM12 86V85H11ZM10 86V87H11ZM143 86V85H142ZM159 87H160V89L157 87V89L158 90H162V88H161V86L160 85H158ZM175 86V85H174ZM251 86H253V88L255 89V87H257V86H254V85H252L251 84ZM3 87V88H4ZM13 87V86H12ZM48 87V86H47ZM54 87V86H53ZM146 87V86H145ZM148 87V86H147ZM147 87L146 88H144V86H143V89H144V92H145V89H147ZM149 87H151L150 89H154V87H152V86H150L149 85ZM5 88H8V87H5ZM5 88H4V90L3 91H5ZM38 88V87H37ZM51 88V87H50ZM168 88V87H167ZM0 89H2V88H0ZM64 89V88H63ZM68 89V88H67ZM118 89V88H117ZM120 89V88H119ZM137 88H135V90H136ZM139 89V88H138ZM141 90L139 91V90H137L138 92H142V87L140 88ZM149 88H148V90H150ZM152 89V90H153ZM157 89H155L156 91H157ZM169 89H173V88H169ZM168 89V90H169ZM8 89H6V91H7ZM34 90H36V89H34ZM44 90V89H43ZM42 90V91H43ZM65 91H66V89H64ZM76 89H74V91H75ZM148 90H146V92L148 91ZM10 91V90H9ZM12 91V90H11ZM38 91H40V88L38 89ZM41 91V92H42ZM59 91V90H58ZM116 91H118V90H116ZM134 91V90H133ZM137 91H135V93L137 94ZM155 91V92H156ZM160 91L158 92L159 93V95H156L155 97H157V96H160L161 94H162V96H160V98H161V100L160 101H162V99H164V96H163V93L165 92V94H166V92H167V90L166 91H164L163 93H161L160 94ZM264 91V90H263ZM262 91V92H263ZM2 91L0 90V94H2L1 93ZM53 92V91H52ZM60 92V91H59ZM58 92V93H59ZM67 92V91H66ZM119 92H121V91H118L117 93H119ZM145 92V93H146ZM148 92H153V91H148ZM155 92H153V93H155ZM211 92V91H210ZM209 92V93H210ZM238 91H236V93H237ZM12 93V92H11ZM10 93V95H12ZM143 93V92H142ZM142 93L141 94H139L138 93V95L139 96H141L142 95ZM145 93H144V96L143 97H146V95H145ZM157 93V94H158ZM168 93V92H167ZM212 94H213V92H211ZM257 93V92H256ZM260 93V92H259ZM57 94V93H56ZM80 94V93H79ZM129 94H131V93H129ZM151 94V93H150ZM149 94V96H151ZM171 94V93H170ZM184 94V93H183ZM254 94H255V92H254ZM264 94V93H263ZM3 96H4V99L6 100L7 98V95H9V92L7 93V95L5 94V92L2 94ZM55 94H53V96H54ZM76 95V94H75ZM81 95V94H80ZM134 95V94H133ZM168 95V94H167ZM179 95H182V93L181 94H179ZM208 95H210V94H208ZM214 95V94H213ZM239 95V94H238ZM242 95V97H245V96H243V94H241ZM241 95L239 96V98L241 97ZM256 95V94H255ZM13 96V95H12ZM76 96H78V95H76ZM119 96H120V94H119ZM153 96V98H155L154 97V95H152ZM166 96V95H165ZM263 96V95H262ZM10 97V96H9ZM68 97V96H67ZM80 97H82V95L80 96ZM78 98V99H80V101H82L83 100V98H82V100H81V98ZM123 98L125 97V95H123L122 96ZM168 99H169V97L168 96H166ZM179 97V96H178ZM206 97H208V96H206ZM211 97V96H210ZM213 97V96H212ZM211 97V98H212ZM248 97V96H247ZM247 97H245V98H247ZM0 98H2L1 96H0ZM69 98V97H68ZM85 99H86V97H84ZM127 98V97H126ZM125 98V99H126ZM142 97H140V99H141ZM148 98V97H147ZM149 98H151V97H149ZM152 98V99H153ZM180 98H182V96L180 97ZM184 98V97H183ZM187 98V100L189 99V97L187 96L186 97ZM198 98V97H197ZM197 98H195V100H197ZM214 98H215V96H214ZM217 98V97H216ZM232 98V97H231ZM236 98H238V96L236 95ZM235 98V99H236ZM259 98V97H258ZM260 98H261V96H260ZM260 98H259V100H260ZM11 99H13V98H11ZM84 99V100H85ZM91 99H89V98H87V100H91ZM129 99H130V97H129ZM131 99L133 100L134 98H132L131 97ZM151 99V100H152ZM167 99V100H168ZM172 99V98H171ZM170 99V100H171ZM179 99V98H178ZM198 99H200V98H198ZM213 99V98H212ZM254 99H255V97H254ZM263 99V98H262ZM262 99L259 101V102H262ZM83 100V101H84ZM87 100L85 101V102H82V103H85V105H87L86 103H87ZM93 100V99H92ZM132 100H130L131 102H132ZM135 100H137V99H135ZM146 100V99H145ZM144 100V101H145ZM170 100H169V102H170ZM186 100V99H185ZM186 100V101H187ZM195 100H192V102L194 101L195 102ZM200 100H205V99H200ZM210 99L208 98V101H209ZM217 100V99H216ZM216 100H214V102L216 101ZM239 100V99H238ZM243 100V99H242ZM241 100V101H242ZM246 101H248L247 99H245ZM255 100H257V99H255ZM254 100V101H255ZM1 101H2V99H1ZM94 102H95V99L93 100ZM125 101V100H124ZM128 101V100H127ZM126 101V102H127ZM144 101L143 102H141V103H144ZM150 101V100H149ZM159 101V100H158ZM185 101V102H186ZM199 101V100H198ZM207 100H206V106H210V105H213L214 107H212L213 109V111H216V109H218L219 107H223V106H225L226 105V102L225 101H221V100H217L216 101V103H211L210 101L208 102ZM240 101V100H239ZM264 101V100H263ZM6 102H7V100H6ZM90 102V101H89ZM130 102V103H131ZM137 102V101H136ZM136 102H132V103H136ZM146 102V101H145ZM151 102V101H150ZM150 102H148L147 101V103H150ZM184 102V101H183ZM184 102V103H185ZM188 102H189V100H188ZM213 102V101H212ZM227 102H233V101H230V99H229V101L227 100ZM235 102V101H234ZM244 102V101H243ZM102 103V104H103ZM129 103V104H130ZM138 103V102H137ZM136 103V104H137ZM147 103L145 104L146 106H148L147 105ZM196 103H199V102H196ZM203 103V101L202 102H200V104H202ZM209 103V104H208ZM211 103V104H210ZM258 103V102H257ZM256 102H255V104H257ZM74 104V103H73ZM89 104V103H88ZM92 104L94 105V103L92 102L90 105L92 106ZM95 104H97V103H95ZM136 104H134V110H135V108H136V110H137V107H135V106H138V104L136 105ZM143 104V106H145ZM152 104H154V103H151V104H149L150 106H152V107H154V105H152ZM263 104H264V102H263ZM65 105V104H64ZM98 105V107H100V105L99 104H97ZM131 105H133V104H131ZM158 105V104H157ZM155 106V107H158V106ZM194 105H197V104H194ZM199 105V104H198ZM204 105V104H203ZM70 106H72V105H70ZM74 106V105H73ZM73 106H72V108H73ZM143 106H142V108H143ZM84 107H86V108H88L87 106H84ZM95 107H97L96 105H95ZM129 107H132V106H130L129 105ZM152 107H151V110H152ZM154 107V108H155ZM188 107V106H187ZM190 107H192L193 108V106H190ZM189 107V108H190ZM195 107V106H194ZM197 107V106H196ZM195 107V109H196V111L197 110H200V109H197ZM208 107H205V108H208ZM211 107V106H210ZM209 107V108H210ZM139 108V107H138ZM142 108L140 107V110H142ZM148 108H150V107H147V110H150V109H148ZM160 107H158V109H159ZM201 108H203V107H201ZM82 109V108H81ZM89 109H90V107H89ZM125 109H126V107H125ZM131 109L132 108H130V111H131ZM161 109H163V107H161ZM161 109H159L158 111H160ZM188 109V108H187ZM191 109V108H190ZM190 109H188L187 111H189ZM194 109V110H195ZM99 110V109H98ZM97 110V111H98ZM129 110V109H128ZM133 110V111H134ZM139 110V109H138ZM137 110V111H138ZM144 110V109H143ZM154 111V113H155V109H153ZM207 110V109H206ZM31 111V110H30ZM78 111H79V108H78ZM122 111V112H121ZM157 111V110H156ZM162 111V110H161ZM163 111H165V110H163ZM190 111H193V110H190ZM189 111V112H190ZM95 112V111H94ZM102 112V111H101ZM139 112L140 111H138V114H139ZM204 112H207V113H210V112H208V111H205L204 110ZM203 112V113H204ZM30 113H32V112H30ZM142 113V112H141ZM140 113V114H141ZM147 113V112H146ZM162 113V112H161ZM160 113V114H161ZM197 113V112H196ZM207 113H205L204 114V117L206 116V118L205 119H207ZM29 114V113H28ZM28 114H27V118H28ZM77 114V113H76ZM87 114V113H86ZM128 114V113H127ZM130 114V113H129ZM135 115L137 114V112L136 113H134ZM168 114V113H167ZM1 115V114H0ZM13 115V114H12ZM17 115V114H16ZM87 115H91L90 113L89 114H87ZM87 115H86V117H87ZM135 115H132V116H135ZM201 115H202V112H201ZM19 116H20V114H19ZM30 116V115H29ZM77 116V115H76ZM79 116V115H78ZM82 116V115H81ZM81 116H79V117H81ZM146 116V115H145ZM150 116H152V115H150ZM158 116H159V114H158ZM157 116V117H158ZM162 116H165V115H162ZM167 116V115H166ZM165 116V117H166ZM190 116V115H189ZM188 116V118H190ZM2 116H0V118H1ZM17 117V116H16ZM16 117L14 118L15 119V121H16V123H17V120L18 119H21V118H17L16 119ZM31 118H32V116H30ZM34 117V116H33ZM92 118L94 117V116H91ZM96 117V116H95ZM107 117V116H106ZM136 117H138L137 115H136ZM141 117H142V115H141ZM147 117H148V115H147ZM153 117V116H152ZM151 117V118H152ZM160 117V116H159ZM172 117V115L170 116V118L168 117V120L170 119V121H172L173 119V117ZM195 117V116H194ZM85 117H83V119H84ZM91 118V119H92ZM103 118H105V117H103ZM162 118V117H161ZM175 118V117H174ZM178 118H181V117H178ZM2 119V118H1ZM24 119V118H23ZM23 119L21 120V121H23ZM26 119V118H25ZM30 119V118H29ZM71 119V118H70ZM163 119H165V118H163ZM162 119V120H163ZM172 119V120H171ZM184 119H186V117L185 118H183V120ZM26 120H28V119H26ZM25 120V121H26ZM75 120V119H74ZM84 120H87V119H84ZM96 121H97V119H95ZM94 120V121H95ZM188 120V119H187ZM187 120H185L184 122H186ZM191 120H192V118H191ZM11 121H13V119L11 120ZM14 121V122H15ZM20 121V122H21ZM30 121H31V119H30ZM30 121H28V122H30ZM99 121V120H98ZM151 121H153V120H151ZM154 121H155V119H154ZM153 121V122H154ZM158 121V120H157ZM156 121V122H157ZM164 121V120H163ZM165 121H167V119L165 120ZM179 121H182L181 119L179 120ZM178 121V124L180 123L181 124V122H179ZM202 121H204V120H202ZM14 122H12L14 125H15V123ZM19 122V123H20ZM74 122V121H73ZM135 122H138V121H135ZM176 122V121H175ZM11 123V124H12ZM88 123V122H87ZM143 123H145V121L143 122ZM159 123L160 124H158V123H155V124H157V126H158V128H163L164 126H163V124H161V122L159 121ZM172 123H174L173 121H172ZM182 123H183V121H182ZM22 124H24V121H23V123ZM21 123L19 124V125H22ZM34 124V123H33ZM154 124V125H155ZM166 125H168L167 123H165ZM170 124V123H169ZM179 124V128H181L180 125ZM187 124H188V122H187ZM190 125H191V123H189ZM195 124V123H194ZM193 124V125H194ZM200 124H201V122H200ZM6 125H8V123L6 124ZM9 125H10V123H9ZM13 125V126H14ZM17 125V124H16ZM18 125V126H19ZM25 125V124H24ZM24 125H22V126H24ZM74 125V124H73ZM174 125V124H173ZM176 125H177V123H176ZM1 126V125H0ZM3 126H4V124H3ZM9 127V128H14V130H18V131H21L20 129H17L18 127ZM21 126V128H23ZM116 127H117V125H115ZM114 126V127H115ZM156 126V127H157ZM178 126V125H177ZM184 125L182 124V127H183ZM186 126V125H185ZM184 126V127H185ZM188 126V125H187ZM192 126V125H191ZM195 126V125H194ZM26 127V126H25ZM83 127V126H82ZM88 127V126H87ZM102 127H104V126H102ZM172 127V126H171ZM183 127V128H184ZM189 127V126H188ZM187 127V128H188ZM193 127V126H192ZM231 127V128H230ZM3 128V127H2ZM6 128V127H5ZM19 128H20V126H19ZM28 128H30L29 130H31L32 128L31 127H27L26 129H28ZM75 128V127H74ZM73 128V129H74ZM84 128V127H83ZM88 128H90V127H88ZM112 128V127H111ZM165 128V127H164ZM182 128V129H183ZM187 128H186V130H187ZM0 129H1V127H0ZM4 129V128H3ZM2 129V130H3ZM7 129V128H6ZM25 128H24V131L26 130ZM69 129H72V128H68V130ZM84 129H86V128H84ZM109 129V128H108ZM154 128H152V130H153ZM157 129V128H156ZM167 129V128H166ZM185 129V128H184ZM189 129H190V127L188 128V131H189ZM5 130V129H4ZM11 131V133L9 132V134H10V136H6L5 137V135H3L2 134V132H0V138H3V139H1L0 140V143H2V145H5V144H3V142H2V140L4 141V143L7 141V150H6V152L5 151H3V150H0L1 152H0V155H2L1 157H3V154H4V157H5V154H11L12 153V149L14 150L16 147H15V145L18 143H20L19 145H17L18 146V148L19 147H21V145H22V147H25V146H23V144L24 143H22L23 141H26V138L28 137H26L25 136V134L24 133H19V132H16V133H18V137H17V140H12L15 136H16V133H15V131ZM28 130V131H29ZM37 130V129H36ZM75 130H77V128L75 129ZM83 130V129H82ZM95 130V129H94ZM93 130V132H95ZM110 130V129H109ZM116 130H118V129H116ZM158 131H159V129H157ZM186 130H183V131H186ZM9 131V130H8ZM7 131V132H8ZM33 131H34V129H33ZM38 131V130H37ZM37 131H35V132H37ZM40 131H41V129H40ZM44 131H45V129H44ZM43 131V132H44ZM84 131V130H83ZM82 131V132H83ZM99 131V130H98ZM111 132L113 131L114 133H115V131H114V128H112L111 130H110ZM156 131V130H155ZM156 131V133L157 134H160V135H158V137L159 136H161V135H163V132L162 131H164V130H162V131ZM167 131V130H166ZM170 131V130H169ZM182 131V132H183ZM6 132V133H7ZM15 134H14V133ZM42 132V131H41ZM41 132H40V136H38L39 138L41 137ZM71 132H73L74 133V131H71ZM71 132H69V133H71ZM78 131H76V133H77ZM105 132V131H104ZM117 132V131H116ZM118 132H119V130H118ZM118 132H117V135H118ZM161 132H162V134H161ZM180 132H181V130H180ZM189 132H191V131H189ZM6 133H4V134H6ZM28 133H30V132H28ZM33 133V132H32ZM31 133V134H32ZM79 133V132H78ZM78 133L76 134V135H78ZM80 133H81V130H80ZM79 133V134H80ZM97 133L98 132H96V135H97ZM102 133V132H101ZM100 133V134H101ZM113 133V134H114ZM184 133V132H183ZM192 133V132H191ZM11 134H14V135H11ZM30 134V136H32ZM35 134V133H34ZM38 134H39V131H38ZM37 134V135H38ZM44 134V133H43ZM82 134V133H81ZM108 134V133H107ZM156 134V135H157ZM164 134H165V132H164ZM167 135H168V133H166ZM170 134V133H169ZM178 134V133H177ZM185 134H187V133H185ZM238 134H240V135H238ZM28 135V134H27ZM70 135V134H69ZM72 135V134H71ZM70 135V136H71ZM93 135H95V133L93 134ZM95 135V136H96ZM102 135V134H101ZM100 135V136H101ZM103 135H105V134H103ZM120 135V134H119ZM155 135V136H156ZM180 135V134H179ZM191 136H192V134H190ZM29 136V137H30ZM36 136V135H35ZM70 136H69V138H70ZM80 136V135H79ZM78 136V137H79ZM95 136H93V137H95ZM148 136L150 137V140L152 141H149V139H148ZM164 136H166V135H163V137ZM187 136H189V134H187ZM190 136V138H192ZM10 137V138H9ZM26 137V138H25ZM37 137V136H36ZM72 137V136H71ZM73 137H75V136H73ZM73 137L70 139V141H72V139H73ZM90 137H92V136H89V138ZM93 137H92V139H93ZM102 137V136H101ZM115 137V136H114ZM116 137H118V136H116ZM168 137V136H167ZM166 137V138H167ZM171 137V136H170ZM183 137V136H182ZM6 138V139H5ZM7 138H9V139H7ZM16 138V137H15ZM33 138H34V136H33ZM38 138V140H40ZM63 138V137H62ZM62 138L60 139L61 141H62ZM69 138L67 139V140H64L65 138H63V140L64 141H66L67 143H69L70 141H69ZM87 138V137H86ZM97 138H99V137H97ZM96 138V139H97ZM105 138H107V137H105ZM121 138V137H120ZM155 138H157V136L155 137ZM175 138H176V136H175ZM178 138H179V136H178ZM43 138H41V140H42ZM75 139V138H74ZM73 139V140H74ZM77 139V138H76ZM75 139V140H76ZM100 139V138H99ZM104 139V137H102V140ZM162 139L163 138H161V140H159L160 141V143L161 142H163L162 141ZM165 139V138H164ZM171 139V138H170ZM181 139V138H180ZM186 139H188V137L187 138H185V140ZM34 140H36V138L34 139ZM74 140V141H75ZM90 140V139H89ZM88 140V141H89ZM101 140V141H102ZM154 140V139H153ZM168 140H169V138H168ZM173 140H175L174 138H173ZM184 139H182V141H183ZM184 140V141H185ZM192 140V139H191ZM44 142H45V140H43ZM61 141H59V142H61ZM69 141V142H68ZM74 141H72V142H74ZM85 141V140H84ZM83 141V142H84ZM97 141V140H96ZM119 141H121V140H119ZM158 141V142H159ZM171 141V140H170ZM169 141V142H170ZM181 141V140H180ZM180 141H179V139H177V141H174V142H178V143H180ZM183 141V142H184ZM190 140H188V142H189ZM28 142H31V141H28ZM57 142V141H56ZM91 142V141H90ZM95 142V141H94ZM104 142V141H103ZM102 142V143H103ZM105 142H106V139H105ZM112 142V141H111ZM114 142V141H113ZM112 142V143H113ZM118 141H116V143H117ZM149 142H151V143H149ZM157 142V141H156ZM157 142V143H158ZM182 142V143H183ZM185 142H187V141H185ZM22 143V144H21ZM37 143H38V141H37ZM43 143V142H42ZM46 143V142H45ZM47 143H49V142H47ZM62 144H63V142H61ZM66 143V144H67ZM79 143V142H78ZM85 143H86V145L87 144H89V142H86L85 141ZM84 143V144H85ZM96 143H98V141L96 142ZM95 143V144H96ZM101 142H99V146H97V147H101L100 144ZM112 143H109V145L110 144H112ZM121 143V142H120ZM164 143V142H163ZM166 143H167V141H166ZM166 143H165V145H166ZM204 143V142H203ZM27 144V143H26ZM25 144V145H26ZM65 144V145H66ZM128 143H123V145H127ZM153 144H156L155 142L153 143ZM170 144V149H171V143H169ZM174 144H177V143H174ZM173 144V146H172V148L173 147H176V146H178V145H174ZM34 145H36V144H34ZM39 145V144H38ZM42 145V144H41ZM54 145V144H53ZM69 144H67L66 146H68ZM90 145H91V143H90ZM98 145V144H97ZM103 145H104V149L106 150V148H107V146H105V145H108V143H106V144H104L103 143ZM103 145H102V149H103ZM129 146H130V144H128ZM159 145V143L156 145V146H158ZM160 145H162V144H160ZM159 145V148H161L162 149V146H160ZM165 145H163V146H165ZM6 146H3V147H6ZM29 146L31 147V145L29 144ZM48 145H46V147H47ZM58 145H56V147H57ZM61 146V145H60ZM65 146V147H66ZM70 146V145H69ZM79 146V145H78ZM120 146V145H119ZM117 147V146H114L115 147V149H117L118 148V150H119V148L120 147ZM128 146V147H129ZM214 146V145H213ZM0 147H2V146H0ZM30 147H28L27 146V149H29ZM34 147V146H33ZM39 147H40V145H39ZM45 147V146H44ZM45 147V148H46ZM61 147H64V144L61 146ZM87 147H89V146H87ZM93 147H95V146H93ZM109 147V146H108ZM113 147V148H114ZM127 147V148H128ZM168 147V144H167V148L165 147V149H168L169 148ZM209 147H211V145H209ZM43 147H41V149H42ZM59 148V147H58ZM77 148H79V147H77ZM112 148V149H113ZM126 148V147H125ZM125 148H124V150H125ZM127 148H126V150H127ZM187 148V147H186ZM214 148H215V146H214ZM1 149V148H0ZM23 149V148H22ZM25 150H26V148H24ZM37 149V148H36ZM44 149V148H43ZM62 149V148H61ZM68 149V148H67ZM70 149V148H69ZM68 149V150H69ZM82 149V148H81ZM88 149V148H87ZM91 149L92 148H90V151H91ZM96 150H97V148H95ZM103 149V150H104ZM147 149V148H146ZM164 149V150H165ZM30 150V149H29ZM32 150V149H31ZM71 150V149H70ZM77 150V149H76ZM76 150L74 149V151L76 152ZM80 150V149H79ZM79 150H77V151H79ZM86 150V149H85ZM93 150V149H92ZM99 150H101V148L99 149ZM99 150H98V153H100L99 152ZM134 150V149H133ZM217 150V149H216ZM3 151V152H2ZM15 151H16V149H15ZM33 151L35 152V149L33 148V150H32V153H31V155L32 154H34L33 153ZM42 151V150H41ZM52 151H54V150H52ZM51 151V152H52ZM65 151V150H64ZM72 151H73V149H72ZM81 151V150H80ZM108 152H109V150H107ZM111 151H113L114 152V149L113 150H111ZM120 151V150H119ZM132 151V150H131ZM159 151V150H158ZM194 151V152H193ZM17 152V151H16ZM20 152H22V151H18L17 153H19L20 154V156H22L21 155V153ZM38 152H39V150H38ZM37 151L35 152V153H38ZM55 152V151H54ZM54 152H52V153H54ZM58 152V151H57ZM82 152V151H81ZM103 152V151H102ZM117 152V154H118V151H116ZM133 152L134 151H132V154H133ZM168 152V153H167ZM218 151H216V153H217ZM1 153H3V154H1ZM62 153V152H61ZM77 153H79V152H77ZM104 153H106V152H104ZM24 154V153H23ZM27 154V153H26ZM29 154V153H28ZM57 154L58 153H55L54 155H56L57 156ZM68 154V153H67ZM75 154V153H74ZM107 154V153H106ZM130 154H131V152H130ZM181 154H183V153H181ZM180 154V155H181ZM205 154V153H204ZM218 154H219V152H218ZM217 154V155H218ZM221 154H222V152H221ZM36 155L37 154H34V156H35V158H36ZM40 155V154H39ZM49 155V154H48ZM53 154H52V156L51 157H53L54 156ZM64 155V154H63ZM66 155V154H65ZM69 155V154H68ZM67 155V156H68ZM206 155V154H205ZM213 155V154H212ZM216 155V154H215ZM214 155V156H215ZM227 155V154H226ZM9 156H11V157H13L14 158V156L13 155H9ZM41 156V155H40ZM59 156V155H58ZM58 156L56 157V159H58ZM70 156V159H71V155H69ZM94 156V155H93ZM104 157L106 156V155H103ZM119 156V155H118ZM117 155L115 156H113V158L115 157V159H116V157H118ZM127 156V155H126ZM168 156H170V158L168 157ZM209 156L212 158V156L209 154ZM214 156H213V158H214ZM219 156V155H218ZM10 157V158H11ZM15 157H16V155H15ZM31 157H33V156H31ZM108 157V156H107ZM125 157V156H124ZM141 157V156H140ZM191 157V156H190ZM203 157H205L204 155H203ZM217 157V156H216ZM220 157V156H219ZM224 157V156H223ZM227 157L228 156H226V159H227ZM259 157V156H258ZM13 158H11L12 160H14ZM17 158V157H16ZM19 158V157H18ZM21 158V157H20ZM60 158H63V157H60ZM64 158H65V156H64ZM66 158H69V157H66ZM79 158V157H78ZM90 158V157H89ZM89 158H87V159H89ZM119 158H121V155H120V157ZM193 158H196V156H193ZM211 158H208L207 157V161H208V159L211 161L212 159ZM222 158V157H221ZM231 158H232V155H231ZM229 159V161L230 160H232V159ZM32 159V158H31ZM34 159V158H33ZM80 159V158H79ZM86 159V160H87ZM91 160H93L92 158H90ZM118 159V158H117ZM199 159V158H198ZM217 159V162H218V160L220 159H218V157L216 158ZM225 159V158H224ZM251 159V158H250ZM4 160V159H3ZM7 160H9V159H7ZM18 160V159H17ZM20 160H22V158L20 159ZM54 160H55V158H54ZM59 160V159H58ZM62 160V159H61ZM60 160V161H61ZM65 160V159H64ZM100 160V159H99ZM122 160V159H121ZM126 160V159H125ZM124 160V161H125ZM131 159H129V161H130ZM138 160V159H137ZM141 160V159H140ZM193 160V159H192ZM215 160V159H214ZM223 160V159H222ZM255 160H257V157H256V159ZM11 161V160H10ZM15 162H16V159L14 160ZM13 161V162H14ZM71 161V160H70ZM79 161V160H78ZM98 161V160H97ZM96 161V162H97ZM120 161V160H119ZM135 161V160H134ZM198 161V160H197ZM206 161V160H205ZM221 161V159L219 160V162ZM225 161V160H224ZM69 162V161H68ZM73 161H71V164H73L72 163ZM82 162V161H81ZM84 162H86V161H84ZM93 162H94V160H93ZM101 162V161H100ZM100 162H98V163H100ZM123 162V161H122ZM131 163L130 164H133L134 162H132V161H130ZM136 162V161H135ZM176 162H174V163H176ZM183 162V161H182ZM212 163H210L212 166H210V164H209V166H210V169L211 168H213V169H215V170H213V169H211V172H209V178L210 179H212V178H214V177H216L217 175H218V173L219 172H217V164H216V161H215V163H213L214 161L212 160L211 161ZM218 162V163H219ZM6 163H10L9 161L8 162H6ZM12 163V162H11ZM10 163V164H11ZM78 163H80V162H78ZM89 163H91V161L89 162ZM88 163V164H89ZM120 163V162H119ZM125 163V162H124ZM138 163V162H137ZM137 163L135 164V166L137 165ZM140 163H142L141 161H140ZM144 163V162H143ZM149 163V162H148ZM179 163H181V162H179ZM1 164H4V161L2 162V160L0 159V165ZM13 164V163H12ZM87 164V163H86ZM85 164V165H86ZM120 164H122V163H120ZM139 164V163H138ZM172 164V163H171ZM177 164H178V162H177ZM192 164H193V162H192ZM199 164H200V161H199ZM204 164V163H203ZM7 165V164H6ZM95 165V164H94ZM101 165H103L102 163H101ZM100 165V166H101ZM112 162H111V167H112ZM127 165V164H126ZM142 165V164H141ZM182 165H184L183 163H182ZM206 165V164H205ZM204 165V166H205ZM17 166V165H16ZM26 166H27V164H26ZM80 166V165H79ZM84 166V165H83ZM91 166V165H90ZM96 166H97V163H96ZM119 166V165H118ZM123 166V165H122ZM121 166V167H122ZM128 166V165H127ZM132 166V165H131ZM134 166V167H135ZM139 166V165H138ZM137 166V167H138ZM143 166V165H142ZM177 166H181V164L179 165H177ZM176 166V167H177ZM192 166V165H191ZM202 166V165H201ZM209 166L207 167V166H205V168L207 167V168H209ZM9 167H10V165H9ZM15 167V166H14ZM14 167H13V169H14ZM87 167V166H86ZM94 167V166H93ZM103 167V166H102ZM101 167V168H102ZM124 167V166H123ZM122 167V168H123ZM141 167V166H140ZM146 167V165L144 166V168ZM8 168V167H7ZM12 168V167H11ZM81 168V167H80ZM90 168H92V167H90ZM95 168H97V170H99L98 169V167H95ZM105 168V167H104ZM116 168V167H115ZM119 168H120V166H119ZM119 168H118V171H119ZM122 168H121V170H122ZM125 168H126V166H125ZM124 168V169H125ZM132 169H133V167H131ZM131 168L129 167L128 169L130 170V171H132L131 170ZM143 168V167H142ZM151 168V167H150ZM189 168H191V167H189ZM5 169H6V167H5ZM16 169H17V167H16ZM141 169V168H140ZM187 169V168H186ZM185 169V170H186ZM192 169V168H191ZM204 169V168H203ZM220 169V168H219ZM12 170V169H11ZM9 171L10 173L12 172V173H14L13 171ZM29 170H30V168H29ZM79 169L77 168V171H78ZM103 170V169H102ZM107 169H105V171H106ZM142 170V172H143V169H141ZM148 170V169H147ZM153 171V169H150V171ZM173 170V169H172ZM194 170V169H193ZM192 170V171H193ZM196 170V169H195ZM199 170V169H198ZM96 171V170H95ZM100 171V170H99ZM140 171V170H139ZM144 171H146L145 169H144ZM174 171V170H173ZM207 171V170H206ZM32 172V171H31ZM107 172V171H106ZM109 172V171H108ZM120 172V171H119ZM118 172V173H119ZM122 172V171H121ZM128 172V171H127ZM183 172V171H182ZM204 173H206L205 171H203ZM252 172V171H251ZM77 173V172H76ZM100 173V172H99ZM138 173V172H137ZM143 173H145V172H143ZM147 173H150L149 172V170H148V172ZM177 173L179 174V172L177 171ZM195 173V172H194ZM200 173V172H199ZM253 174H254V172H252ZM32 174V173H31ZM77 174H79V173H77ZM101 174V173H100ZM103 174V173H102ZM108 174H110V173H108ZM119 174H121V173H119ZM128 174V173H127ZM126 174V175H127ZM129 174H131V173H129ZM139 174H142V173H139ZM192 174H193V172H192ZM250 174V173H249ZM13 175V174H12ZM96 175V174H95ZM94 175V176H95ZM98 175V174H97ZM104 175H106V174H104ZM111 175H112V173H111ZM122 175H124V174H122ZM132 175H134V174H132ZM135 175H136V173H135ZM134 175V176H135ZM149 175V176H148ZM194 175V174H193ZM208 175V174H207ZM245 175H247V174H245ZM8 176H10L9 174H8ZM13 176H15V173H14V175ZM80 176V175H79ZM103 176V175H102ZM102 176H101V178H102ZM108 176V175H107ZM110 176V175H109ZM128 176V175H127ZM140 176V175H139ZM138 176V174H137V176H135V177H128V179H127V177H123V178H126L125 179V182H123V181H121V180H123L122 179V177L121 176H119V177H116L115 178V176H111V177H106L107 178V180H108V182H109V184H110V187L107 189V190H104V189H106V188H104L103 186L105 185V184H103L102 185V183H100L99 182V184H100V186L99 185H95L94 183L96 182L95 181V179L93 180L92 179V177H91V179H89V180H93L94 182L91 184V187H93L92 188V190L93 189H95V188H99V190H97V191H99V193L98 194H95V193H92L91 191L90 192H87L86 194H87V198H86V196H85V198L83 199L82 198V200L83 201H81V202H79V204H80V211H86V210H90V211H98V212H101L102 213V215H104V217L106 218L105 219V223H95L94 224V227L95 228H98V229H100L102 232H107V230H108V228L109 227H112V226H109L108 225V223H110V221H111V219H112V215L113 216H121V217H129V220L131 219V220H133L132 218V214H128V213H125L126 212V210H127V208H131L132 207V205H134V204H131V207H129V205H130V203H134L135 201L137 202L139 199H137V194H140V192L141 191H144V193L143 194H145V195H142V197L144 198L143 200L144 201H141V203L143 204V206L145 205H147L146 206V208H145V214H144V216H142V218L144 219L143 221H145L144 222V224L143 223H141L139 226H140V228L142 229V231L141 232H138V231H136V227H138V224H139V222H138V220H137V223L138 224H135V225H137V226H131V227H129L130 225H128V226H126V225H123V227H121V228H124L123 229V231L125 232L126 231V229H127V231H128V235H130V240L129 241H131L132 243H134V244H138V245H141L144 249L143 250H145V251H149V255H151L150 257H148V262H146V263H143V264H150L151 262H149L150 260H152L153 258H155V257H153V256H156L157 255V253H155L154 252V250H153V247L151 246V244H153V243H155L156 241H158L159 242V239L158 238H160L161 240H163V241H165L166 242V245H167V247L168 248H166V249H164L162 252H167V253H172V254H176L177 256H178V258H177V256H176V260H177V262H178V260H179V264H186V262H185V256H194V257H197L198 259H203L204 261H206L207 263H210V264H233V262H236L237 264H248V263H250L251 261H253V262H251L252 264L254 263V261H256L257 260V262H258V260H260V259H262V257H264V253H263V251H264V249L262 248V247H264V246H262L261 248L263 249L262 250V253L260 254V253H257L256 251V254L254 255V256H252V255H250L249 253H251V252H249V253H246L245 252V254L246 255H250V256H247L246 257V255H245V257H243L244 259H242V256L241 255H244V254H241L243 251H244V247H245V245L248 243V245H250V241H251V239H253V238H255V239H253V240H256L255 242H257V244H260V245H262V243L264 244V221L263 220H259V219H255L254 217H256V215L255 216H253L252 218H254V219H251L250 221L248 220V218H249V216H247V218H246V220H244V218H243V216L242 215H240L241 214V211H239L238 209V207H240V206H238L237 204V202H230V201H227L226 199H223L224 201H226V202H228L227 204V207L225 208L224 206H220V204L219 203H221V202H217V197H218V195H217V189H216V185H214V184H208L207 185V180H205V183H204V185L202 186V187H199V186H201V184H199L198 185V187L197 188H199L198 190H196L195 188H194V185L196 184V183H192V184H190V186L188 187L189 189H187V190H189V192L190 191H192L193 190V188L195 189V192L197 193L196 194V196H195V198L197 197V199H195V202H196V200H198L199 201V203H200V206H202L200 209H198L199 211H196V212H198V213H196L198 216H197V218L199 217V219H200V221H198V219H196L195 217V219H196V222H200V223H203V228L202 227H199V225H198V227L199 228H202V229H200L199 231H201V230H203L204 229V227L206 228V226H207V228H209L211 231H209V230H207V231H209V233H214L216 230H218V232H216L215 234V236L216 237H214L215 238V241L213 240V243H208L207 242V239L208 238H205L204 237V235H203V233H205L204 231H202L203 233H202V235L201 234H196V233H194V231H196V229H195V227H194V231L191 229H188L187 228V226H183V227H180V225L181 224H185L188 220H187V218H186V220H181L182 218L184 219L185 217V215L184 214H182L183 212H180V211H182V210H180V209H177V211L178 210H180L177 214L175 213V215H173V214H169V215H165V216H163L162 214V212L164 211V207H163V209L160 207L161 206V204H159V207L161 208H159V209H157L156 208V206L154 205V204H152L151 203V206H149V201H153V199H154V201H155V198L157 197L156 195H158V193L159 194H162V193H166L167 192V190L165 189V190H163L162 189V191L160 192L159 190H158V185L157 184H155V183H152V181H154L155 179V177H154V172H153V174L152 173H150V174H142V176H140L139 177ZM146 176V177H145ZM148 176V177H147ZM182 176V175H181ZM192 176V175H191ZM195 176V175H194ZM192 177V178H195V177ZM242 176H244V174H242L241 175V178H242ZM250 176V175H249ZM258 176H260V174L258 175ZM6 178H7V176H5ZM99 177H100V175H98V179H99ZM114 177V178H113ZM160 177V176H159ZM162 177V176H161ZM198 177H199V175H198ZM256 177H257V175H256ZM79 178V177H78ZM101 178L99 179V180H101ZM105 178V177H104ZM104 178H102V179H104ZM168 178H170V177H168ZM190 178V177H189ZM196 178H197V174H196ZM200 178H202L201 176H200ZM204 178V177H203ZM259 178V177H258ZM260 178H262L261 176H260ZM260 178H259V180H260ZM97 179V178H96ZM97 179V180H98ZM160 179V178H159ZM158 179V180H159ZM164 179L165 178H161V181L163 180L164 181ZM172 179V178H171ZM170 179V180H171ZM199 178H197V180H198ZM85 180H86V178H85ZM87 180H88V178H87ZM170 180H168L169 182H171ZM200 180V179H199ZM8 181V180H7ZM6 181V182H7ZM79 181V180H78ZM103 181V180H102ZM117 181L119 182V184L117 183ZM156 181V180H155ZM165 181H166V179H165ZM176 181V180H175ZM178 181H180L181 183L180 184H182V182H184V181H182V179L181 180H179V177H178ZM187 181V180H186ZM194 181V180H193ZM210 181V180H209ZM263 180H260V183L262 182ZM87 182V181H86ZM98 182V181H97ZM177 182V181H176ZM188 182V181H187ZM202 182V181H201ZM264 182V181H263ZM84 183V182H83ZM159 183V182H158ZM179 183V182H178ZM200 183V182H199ZM259 183V182H258ZM98 184V183H97ZM160 184H161V182H160ZM159 184V185H160ZM163 184V183H162ZM161 184V185H162ZM174 184H176V183H174ZM198 184V183H197ZM84 185H85V183H84ZM108 185V184H107ZM178 185L179 184H176V186L178 187ZM163 186H167V184L165 185V184H163ZM172 186V185H171ZM219 186V185H218ZM95 187V188H94ZM107 187V186H106ZM131 187V188H130ZM169 186H167V188H168ZM180 187V186H179ZM178 187V188H179ZM183 187H185V186H183ZM204 187V188H203ZM25 188H27V187H25ZM29 188V187H28ZM90 188V187H89ZM132 188H134V190L132 189ZM139 190H138V189ZM163 188V187H162ZM129 189H131L130 191H132V192H126L127 190H129ZM169 189V188H168ZM180 189V188H179ZM96 190V189H95ZM171 190H172V187H171ZM174 190H176V189H174ZM178 190V189H177ZM177 190L176 191H174V192H177ZM183 190H185V189H183ZM186 190V191H187ZM246 190V189H245ZM27 191V190H26ZM169 192V191H168ZM181 192H185V191H182L181 189H180V194H181ZM28 194L30 193V196L32 195V197H31V199H33V197L35 196L33 193H32V191H31V189L29 188L28 189V192H27ZM102 193V194H101ZM142 193V192H141ZM191 193V192H190ZM189 193V195H187V197L189 196V198H191L192 199V197H193V193H194V191H193V193H191L190 194ZM233 193V192H232ZM231 193V194H232ZM236 193H238V192H235V197L237 196V197H240V196H238V195H236ZM82 194V193H81ZM85 194V195H86ZM101 194V195H100ZM156 196V197H154V195ZM169 194V193H168ZM176 194V193H175ZM175 194H174V196H175ZM183 194L184 193H182V195L181 196H183ZM186 194H188V192L186 193ZM193 194V195H192ZM211 194V195H210ZM234 194V193H233ZM76 195H78V194H76ZM84 195V194H83ZM172 195V194H171ZM176 195H178L179 196V193H177ZM198 195V196H197ZM50 196V195H49ZM65 196V195H64ZM64 196H62V197H64ZM136 196V197H135ZM139 197H140V195H138ZM159 196V195H158ZM168 196V195H167ZM167 196H165V197H167ZM184 196H186L185 194H184ZM183 196V197H184ZM208 196L210 197V199L208 198ZM244 196V195H243ZM61 197V196H60ZM78 197H80V196H78ZM82 197V196H81ZM80 197V198H81ZM84 197V196H83ZM162 196H160V198H161ZM164 197V198H165ZM186 197V198H187ZM221 197V196H220ZM226 197V196H225ZM236 197V198H237ZM242 197V196H241ZM169 199H172V196H171V198L170 197H168ZM175 198H176V196H175ZM179 198V197H178ZM177 198V200H179ZM186 198L184 199V198H182V199H184V200H186ZM255 198H256V195H255ZM259 198V197H258ZM74 199V198H73ZM75 199H76V196H75ZM86 199H88V200H91V204L93 205L92 206V208L94 209V210H91V208L90 207H87L86 205L88 204V200H86ZM158 199V198H157ZM163 199V198H162ZM233 199V198H232ZM241 199V198H240ZM249 199V198H248ZM248 199L246 200V201H248ZM66 200V203H67V199H65ZM181 200V199H180ZM193 200V199H192ZM55 201V200H54ZM76 201V200H75ZM140 201V200H139ZM138 201V202H139ZM153 201V202H154ZM157 201V200H156ZM166 201H167V198H166ZM190 201V199L188 200V201H184V202H189ZM194 201V200H193ZM58 202H60V200L58 201ZM58 202H54V203H56L55 204V207L53 206V208H51V211H52V213L53 214H55V215H58V213H57V210L59 209L57 206V203ZM69 202V201H68ZM78 202V201H77ZM84 202V203H83ZM163 203H164V201H162ZM161 202V203H162ZM172 202V200L171 201H169V203H171ZM179 202V201H178ZM181 202H183V201H181ZM61 203L62 204H60L59 203V205L60 206H63L64 207V205L66 206V203L63 201H61ZM157 203H158V201H157ZM168 203V201H167V204H169ZM173 203H174V201H173ZM192 203V202H191ZM191 203H189V204H191ZM198 203V204H199ZM223 203V202H222ZM243 203V202H242ZM247 203V202H246ZM83 204H85V206L83 205ZM139 204V203H138ZM137 204V207L139 206ZM142 204H140L141 206H142ZM156 204V203H155ZM165 204V203H164ZM177 204H179V203H177ZM183 204H185V203H183ZM193 204V203H192ZM192 204L190 205V206H192ZM248 204V203H247ZM53 205V204H52ZM155 207H154V206ZM157 206H158V204H156ZM166 205V204H165ZM194 205V204H193ZM195 205H196V203H195ZM223 205V204H222ZM68 206V205H67ZM90 206V205H89ZM128 206V207H127ZM171 206V205H170ZM169 206V207H170ZM173 206V205H172ZM178 206V205H177ZM176 206V207H177ZM182 206V205H181ZM189 206V207H190ZM62 207V208H63ZM126 207V208H125ZM134 207V206H133ZM136 207V206H135ZM152 207L153 208H156V209H152ZM166 207V206H165ZM176 207H174V208H176ZM178 207H180V206H178ZM199 207V206H198ZM197 207V208H198ZM75 209H76V207H74ZM113 208V209H112ZM171 208V207H170ZM184 208V207H183ZM182 208V209H183ZM187 208V207H186ZM195 208V207H194ZM241 208V207H240ZM248 208H249V206H248ZM248 208H247V213H248ZM64 209L66 210V212H68V211H70L71 210V207L68 209L67 207H64ZM68 209V210H67ZM132 209V208H131ZM130 209V210H131ZM134 209V208H133ZM132 209V210H133ZM135 209H137V208H135ZM166 209H169V208H166ZM165 209V210H166ZM260 209V208H259ZM61 210V209H60ZM65 210H62L63 212H65ZM131 210V211H132ZM138 210H142L143 211V209L141 208V209H138ZM175 210V209H174ZM187 210H189V209H187ZM186 210V211H187ZM191 210L192 209H190V211L189 212H191ZM241 210V209H240ZM250 210V209H249ZM72 211V210H71ZM131 211H129L130 213H131ZM141 211V212H142ZM184 211H185V209H184ZM185 211V212H186ZM194 211V210H193ZM192 211V212H193ZM134 212H136V210L134 211ZM138 212V211H137ZM167 212H168V210H167ZM188 212V211H187ZM188 212V213H189ZM191 212V213H192ZM244 212H246V211H244ZM83 213V212H82ZM95 213V212H94ZM144 213V212H143ZM191 213H189V215H192ZM260 213H263V212H260ZM96 214H98V213H95V215ZM196 214H193L194 216L196 215ZM83 215H85V214H83ZM101 215V216H102ZM127 215V216H126ZM187 215V214H186ZM188 215V216H189ZM238 215H240L239 217H238ZM244 215H246V213L244 214ZM263 215V214H262ZM90 216H92V215H90ZM137 216V215H136ZM183 216V217H182ZM252 216V215H251ZM85 217H87L88 218V216L87 215H85ZM84 217V218H85ZM100 217V216H99ZM131 217V218H130ZM138 217V216H137ZM139 217H140V215H139ZM138 217V218H139ZM190 217V216H189ZM188 217V218H189ZM21 218V217H20ZM83 217H82V219H84ZM86 218V219H87ZM102 218V217H101ZM97 219V218H96ZM103 219V218H102ZM250 219V218H249ZM114 221H116V219H113ZM179 220H181V222L179 221ZM192 220H194V219H192ZM134 221V220H133ZM136 221V220H135ZM125 222H127V221H125ZM152 222L153 223H155V224H157L155 227H153L154 225H152ZM181 224H180V223ZM184 222V223H183ZM195 222V221H194ZM129 223H132V222H129ZM128 223V224H129ZM187 223H190L189 221L187 222ZM197 223V224H198ZM142 224L144 225V227L142 226ZM180 224V225H179ZM196 224V225H197ZM90 225V224H89ZM133 225V224H132ZM176 225H177V227H176ZM191 225H193L192 223H191ZM190 225V226H191ZM195 225V226H196ZM189 226V225H188ZM90 227H93V226H90ZM198 227H196V228H198ZM143 228H144V230H143ZM177 228V229H176ZM193 228V227H192ZM236 228V229H235ZM116 229V228H115ZM176 230V231H173V230ZM138 230V229H137ZM178 230V231H177ZM198 230V229H197ZM13 231V230H12ZM15 232H17V231H15ZM95 232V231H94ZM21 233V232H20ZM98 233V232H97ZM97 233H95V234H97ZM200 233V232H199ZM19 234V233H18ZM108 234V237H110L112 234H111V231L109 230V233H107ZM110 234V235H109ZM116 234V233H115ZM119 234H120V232H119ZM118 234V235H119ZM125 234H127V232L125 233ZM206 234V233H205ZM16 235V234H15ZM104 235V234H103ZM127 235V236H128ZM208 235V234H207ZM207 235H206V237H207ZM17 236V235H16ZM99 236H101L100 234H99ZM104 236H106V235H104ZM117 236V235H116ZM172 236H174V237H176L177 238V240H174V238L172 237ZM211 236V235H210ZM213 236H214V234H213ZM213 236H211L212 238H213ZM118 237H120V236H118ZM252 237V238H251ZM110 238H112V237H110ZM128 238V237H127ZM173 238V239H172ZM213 238V239H214ZM104 239V238H103ZM106 240H107V238H106ZM105 240V241H106ZM110 240V239H109ZM210 240H211V238H210ZM104 241V242H105ZM117 242H118V239H117ZM116 242V244H118V243H120V242H118L117 243ZM208 244H207V243ZM244 242H245V245H243L244 244ZM251 242H253L254 243V241H251ZM90 243V242H89ZM107 243V242H106ZM112 243V242H111ZM114 243V242H113ZM112 243V245H114ZM115 244V245H116ZM226 245L228 248H226V247H224V249L222 248V245ZM106 245V244H105ZM162 245H164V244H162ZM161 245V246H162ZM244 246L243 248L241 247V249L243 250H241L242 252L240 253V252H238V254L241 256V258L238 260V258L239 257H237V256H239V255H237V256H235L234 255V248H236V249H238L240 246ZM255 245V244H254ZM254 245H250L251 246V250H247V248H249V247H247L246 248V250L245 251H252V250H255L254 248H255V246ZM96 245H94V247H95ZM118 246V245H117ZM157 246V245H156ZM159 246V245H158ZM252 246H254L253 247V249H252ZM114 247V246H113ZM142 247H140V248H142ZM163 247V246H162ZM96 248V247H95ZM115 248V247H114ZM117 248H119L120 249V247H117ZM140 248H138V249H140ZM164 248V247H163ZM162 248V249H163ZM259 248H260V246H259ZM137 249V250H138ZM160 249V248H159ZM235 249V250H236ZM108 250H110V249H108ZM121 250H124L123 249V247H121ZM239 251H240V249H238ZM113 251V250H112ZM114 251L115 252H117V249L115 250L114 249ZM139 251V250H138ZM261 251V250H260ZM6 252H8V251H6ZM115 252L114 253H112V257H113V254H115ZM122 252L123 251H121V253H120V251L118 252V253H120V255H122ZM126 252H127V254L129 255L128 256V259H131V262H135V261H137V258H135L136 256L135 255H133V253L134 252H132V251H127L126 250ZM126 252H123V253H126ZM236 252V253H237ZM254 252V253H255ZM235 253V254H236ZM154 254H156V255H154ZM116 255V254H115ZM160 255V254H159ZM127 256V255H126ZM143 256V255H142ZM121 257H124V256H121ZM157 257H158V255H157ZM156 257V258H157ZM236 257V258H235ZM115 258V257H114ZM120 258V257H119ZM194 259H196V258H194ZM243 261H242V260ZM62 260H64V259H62ZM191 260H193V259H191ZM241 260V261H240ZM188 261H190V259L188 260ZM195 261H197V260H194V261H192V262H194L195 264H197ZM260 261H262V260H260ZM8 262H10L9 260H8ZM263 262V261H262ZM262 262L260 263V264H262ZM31 263H33V262H31ZM58 263V262H57ZM67 263V262H66ZM201 263V262H200ZM200 263H198V264H200ZM259 263V262H258ZM59 264H65V262L64 261H61V262H59ZM202 264V263H201Z\"/></svg>",
    "mask_w": 264,
    "mask_h": 264
}]
</instances>
